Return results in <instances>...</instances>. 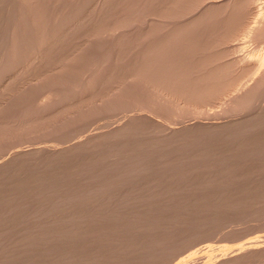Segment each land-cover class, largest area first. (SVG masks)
<instances>
[{"label": "rangeland", "instance_id": "1", "mask_svg": "<svg viewBox=\"0 0 264 264\" xmlns=\"http://www.w3.org/2000/svg\"><path fill=\"white\" fill-rule=\"evenodd\" d=\"M2 1H9L10 2L12 0H2ZM58 1H62V0H58ZM58 1H55V0H44V2L43 1L39 2L41 4H38V5L39 6L41 5V6L38 7V10H39L38 12L40 13V11H41L40 14H42L44 17H46L48 15L49 11L52 12L53 20L51 22H48L47 24L46 23L44 24L43 22H41V24L39 23L41 26L38 24L40 27L38 26L39 28L37 30L36 38H35V39L38 38L37 40H35V42L36 41L37 42L36 43L34 42V46L32 48H31V46H29L28 48L26 47L25 48L26 50L23 51L24 53L22 52V54L18 58H15V60H13L11 58L13 60V61H11V59H9V61H11V62L8 61L9 64L13 62L12 63L13 66L11 65L13 67V69L11 67L12 71L11 72L9 71L7 75L5 74L6 77H5V75L3 76V79H2L3 81L0 79V130L2 131V132L1 131L0 132H1V134H3V132L5 131L3 136H2V138L0 137V146L2 145L1 146L2 148H3V146H5V147H13V148L8 149L6 152H3L4 154H2V152H0L2 154V155L0 154V156H1V158H0V160H1L0 167L2 166V168L0 169V170H2V171H0V174L4 173V171L6 172L4 174H8L10 172H14L15 173V171H17L19 169L22 172H24V170H25L26 171L25 172L26 173L25 176H27V175L29 176V175H33L34 172H36L38 170H41V169L44 170L45 169L43 171L44 173L41 174L40 176L43 175L45 177H49L54 172L64 171V170H66V169H68L70 167L72 168L74 166L75 167H80V166H82L81 165L82 162H83L82 164H84V165L88 164V163L92 164L94 162H97L100 158H103L104 156H106V154L107 155H109V154L111 155L113 153H117L118 151H119L118 153H123L124 151L127 152L131 148L142 146V144L145 145V142L146 143L147 142L153 143V142H155L154 139H156V140L161 139V140H158V141H159L160 145H162L164 140H166V139H163L164 135L166 134V133H163V132H165L166 131L165 128H168L169 126L172 128L174 126L177 127L176 125H178V128H179L180 125L182 126V124L191 123V121H192V123H193V121L194 122H196V121L203 122V120H204V122H207V123H209V122H213V123L214 122L215 123H217V122H226V120H227V122L230 121V123L229 122L227 123L228 125H230L231 123L240 125V123H241V125L243 126L245 122H247L249 124V121H250L253 124L254 121L257 119V116L255 117L256 114L254 115V112L256 113L257 110L254 111V112L250 111L251 110L250 108L252 106L247 108V109H244V110H234V111H229V113H227V112L225 113L224 112L225 108L227 107V106L225 107V105H228L229 99L231 97H233L238 92V90L240 91L246 85L250 84L254 80L253 77L256 76V74H257V71H254V73H253L251 70H250L251 71L250 72L248 70V68H244L243 67V65H245V66L250 65L249 63L244 64L245 63L243 61L244 58L246 56H250L253 52L257 51L261 47H264L263 42H261L258 39L256 40V37H254L253 34H250L252 36H249V34L246 35L247 32L245 33V30L244 31L242 30L243 29L242 27L246 26V23L248 21H249L248 24L249 25L252 24V26L253 25L254 26L257 25L256 23H257V21H259V17L256 16L257 13L254 15V17H253V15L250 16V13H249V7L250 6H248V5H246L247 7L243 6L244 8L242 7V8H240L241 9L240 10L239 9V3L237 2L238 4L235 3V5L232 4V5H229L228 7H218V8L212 7V9L211 8L205 9V11H204L205 14L203 13V14L200 15V12L202 11V6H200L199 3L201 2V0H185V1L184 0H177V1L176 0H148V1L147 0H102V1L98 0V2H97V0H93V1H91V0L90 1H88V0H66V1L63 0L62 3L58 2ZM78 1H79V3H78ZM83 1H85V2L88 1V2L85 4V3H83ZM125 1H128V2H125ZM263 1L264 0H259L258 3H256L257 1H255L256 6L257 5L259 6L260 3L263 2ZM42 2H43V4H42ZM45 3H48V5L46 6ZM57 3L59 4L58 6H57ZM66 3H68L69 5L66 4ZM80 3L82 5H80ZM127 3L130 4V5H128ZM183 3H186V4H183ZM87 4H89V5H87ZM154 4H156V5H154ZM261 4L264 5V2L261 3ZM61 6H62V8H61ZM158 6H160V7H158ZM177 6H179V7H177ZM260 6H262V5H260ZM147 7H149L151 11ZM46 8H49V9H47L45 11ZM159 8H160V10H159ZM190 8L193 9V11L190 10ZM247 8H248V10H247ZM142 9H143V11L145 10L144 11L145 13L146 12L147 13L145 14L142 11ZM119 10H121V11H119ZM124 10H125V12H124ZM260 10L264 11V9H260ZM6 12H7L6 7L3 10L0 9V20L2 22L1 23L2 25L0 24V28L2 27L0 29V33H3L5 35H6L5 26L7 27V25L9 24V19L7 20L6 17H5ZM46 12H48V13H46ZM151 12H152L153 16H152ZM245 12H246V14H245ZM247 12L249 13V15H248ZM184 13H185V15H184ZM149 14H150V16H149ZM212 14H213V17H212ZM93 15L94 16L96 15L98 18L97 17H95V18L92 17ZM138 15H140V17ZM257 15L260 16L261 14H257ZM158 16H160V17L158 18ZM262 16H263V14H262ZM54 17H57V18H54ZM91 17L93 18V20H92ZM249 17H252V18H249ZM255 17H257L258 20ZM68 19H70V20H68ZM94 19H95V21H94ZM154 19H155V21H154ZM252 19L253 20L254 19L257 20L256 23H254V24L250 23L252 21ZM90 20L92 22H90ZM260 20H261V18H260ZM183 21H184V23H183ZM11 22L12 21H10V25H11ZM119 22H120V24L122 22H124V24H125V22H127L128 24L124 25V26H126L125 28H124V26H123V28H121V27H118ZM252 22H255V21H252ZM138 23H141V24H139L140 26L138 25ZM111 24H113V25H111ZM129 24H131V26H128ZM81 25H82V27H81ZM99 25L102 26V27L100 28ZM241 25H243V26H241ZM43 26H45V27H43ZM64 26H66V27H64ZM138 26L140 28H138ZM148 26H150V27H148ZM98 27H99V29H98ZM188 27H190L191 29L188 28ZM218 27H219V29H218ZM108 28H110V29H108ZM197 29H198V31H197ZM3 30L5 32H2ZM100 30H102V31H100ZM3 34H0V35H2V37H5ZM103 34H104V36H103ZM194 34H196V35H194ZM28 35L31 36L32 34H28ZM106 35H108V36H106ZM200 36L202 38H200ZM89 37H91V38H89ZM146 37L148 39H146ZM112 38H114V39H112ZM101 39H103V40H101ZM137 39H138V41H137ZM187 39L189 40V42L186 41ZM144 40H146V41H144ZM103 41H104V43H103ZM178 41H180V42H178ZM193 41H195V42H193ZM114 42H115V44H114ZM189 43H191V44H189ZM79 44H81V46ZM114 45H116V46H114ZM157 45H159V47H158V50L156 51L155 48H157L156 47ZM180 45H181V47H180ZM183 45H185V46H183ZM191 46H192V48H191ZM182 47L184 49H182ZM189 47H190V49H189ZM163 48H165V49H163ZM180 48H181V50H180ZM82 49H84V50H82ZM150 49L152 51H150ZM35 50H37V51H35ZM80 51H81V53H80ZM104 51H106V52H104ZM153 52H155V53H153ZM84 53H85V55H84ZM155 54H157V56ZM130 56H132V57L134 56V57L132 58ZM181 57H183V58L181 59ZM217 57H219V58L221 57L220 60L217 61V62H213L212 60L217 58ZM26 59H28V60H26ZM145 59H151L152 62H156V60H157V62H156L157 65H154L152 67L156 66V67L159 68V66L162 65V67L164 69L162 67H160L161 69L159 68L158 70L159 71L162 70L163 72L166 71V72H164L166 74H167V71H168L169 75L168 74L167 75L169 76V78L171 77L170 80H173L174 82L175 81H177V82L180 81L179 83L181 85H183V83L185 82L184 85H183L184 87L188 86V85L191 86L192 84L196 85L197 83L199 84L200 81L201 82L205 81V80H202L204 78V75L208 74V72L213 71L214 68H217L219 63H223V64L220 65L221 68L218 67L220 69H216V70H218L217 72H219V70H221L223 68L221 70L222 72L220 71L221 73L217 74V77L218 76L221 77V78L219 77L217 79H220L222 84H220V85H218L216 87L218 89H216L214 94L207 95V97L204 96V99L201 100V101H200V99L203 98V96H201L200 99H197V98H194V97H193L194 98L193 99L191 97L192 99L189 98V103L188 104H184L185 103L184 101H183V103H182V101H180L181 103L178 105L177 102H179V101H178V98L176 96H173V95L170 94L171 95V97H170V95L166 94L165 91H163L164 93H162V90H161V93L158 92L157 90L153 91L151 88L147 87L149 83H146V80L143 81V79H142V81H141V79L138 78V76L140 77V74H141L140 71H141L142 67H145V64H143ZM166 60H168V61H166ZM194 60H196V61H194ZM232 60H236V61L240 60L241 62H240V64H236L235 65L233 63H230V61H232ZM106 61H108V62H106ZM181 61H184V62H181ZM185 61H187V62H185ZM101 62L102 63L106 62V63L101 64ZM81 63L83 65H81ZM185 63H186V65H185ZM205 63H206V65H205ZM210 63H212V64H210ZM216 64H217V66H216ZM131 65H132V67H131ZM183 65H184V67H183ZM222 65H224L225 67L224 66L222 67ZM186 66L189 67V69L186 68ZM82 69L85 70V71H83ZM180 69H181V71H180ZM169 70H171V71H169ZM184 70H185V72H183ZM186 71H187V73H186ZM102 72H104V73H102ZM178 72L179 73L181 72L179 76H178ZM52 73H54V74H52ZM94 73H96V74H94ZM134 74H135V76H134ZM187 74H188V76H187ZM175 75H177V76H175ZM16 76H18V77H16ZM251 76H253V77H251ZM92 77H93V80H92ZM141 77H143V75H141ZM174 77L179 79V80L175 79ZM48 78H49V80H48ZM114 79H115V81H114ZM57 80H59V81H57ZM96 80H98V82ZM50 83H51V86H50ZM53 83H54V85H52ZM170 83H172V82H169V84ZM101 84H102V86H101ZM16 85L18 86V88H17ZM6 86H8V87H6ZM33 86H35L34 89H32ZM110 86H111V88H108ZM219 86H221V87H219ZM48 87H49V89H48ZM84 87H87V88H84ZM235 87H237L236 88L237 91H236ZM241 87H243V88H241ZM105 88H106V90H105ZM147 88H148V90H146ZM174 88H172V86H171L172 91H175L177 89V87H176V89H174ZM30 89H32V91ZM95 89H97V90H95ZM169 89H167V90H169ZM22 90H24V91L29 90L28 92L26 91V93H28V94H30V92H31V95H30L29 99H28L29 96L25 97V98H23V96H22V100H18V99L21 98L20 95H25L24 91H22ZM37 90H39V91L37 92ZM117 90L120 91V92L118 93ZM18 93H19V95H18ZM102 93H105V94H102ZM90 94H91V96H90ZM151 94L152 95L155 94V95L152 96ZM115 95H117V96H115ZM150 95L152 96V98H155V99H152ZM18 96H20V97H18ZM92 96H94V97H92ZM109 96L112 97L111 98L112 100L115 97H117L115 99L119 100V101L116 100L117 103H115L116 106H118V107H116L117 110H116V108H114L115 110L112 108L114 111H117V112H114V113H113V111H111V113L113 115V118H111L112 115L110 114V111H109L111 109V106H110V108L109 107L108 108H106V107L104 108V110L105 109H109L108 110L109 111L108 114H110L111 116L110 115L108 116L106 114L107 113L106 110H105L106 113H102V115H104V116L106 115V117H107L106 119L102 118L104 123L105 122L107 123L108 121L111 122L110 125H111V129L112 130H113L114 126L116 128L117 125L120 126V125H123V124L127 123V121H130L134 117V114H138L139 112L142 113L140 110H138L140 107H145L147 109H149V108L151 109L149 111L151 113V116H153L152 118H149V120H144L142 117H141L142 118L141 119L140 117L137 116L138 119L136 117H134V120L132 122V124H134V122H135V124L132 125L131 133L133 134L135 132V134L137 133L138 135L140 133V134H144L145 136L143 135V137H138V138L131 136L130 137L131 139H133V138L137 139L135 142H133L134 144L131 143V142H128V143H125V144L124 143L121 144V142H118L119 144L118 143L115 144V142H112L111 144L110 143L106 144L105 147H104V146H100V145H103V143H104V141L106 139L105 140L104 139H99V140L96 139L93 142L85 143L84 145L82 144L81 146H79V147H83V148H81L82 150L79 147H76L74 149H65V151H62L60 153L56 152L55 150H57V149H62V148L67 147L68 146V144H67L68 142H70V145H71V143L74 144L73 142L75 141L76 138L77 139L80 138V135H79L80 133H78V136L76 134H77V132H80L79 130H81V129L79 128V130H75V128L76 129H78V128L74 127V126H77L79 124L78 121L81 122V120H83V119L85 120L86 119V118H84V117H86L85 115L89 114L90 112H94V109L97 110V108H94V109L92 108L94 106V104H97V106H98V103L96 101H98L99 103L100 102L103 103L102 99L111 100V99H109L110 98ZM129 96H131V97H129ZM194 96L196 97V95H194ZM13 97H15V98H13ZM62 97H64V99H62ZM83 97H84V99H83ZM85 97H87V98H85ZM132 98H134V99H132ZM24 99H26V100H24ZM61 99H62V101H61ZM85 99H86V102H85ZM169 99H171V100L169 101ZM42 100H44V101H42ZM92 100H94L95 103ZM124 100H125V102H124ZM155 100L156 101L158 100L160 102H158V101L156 102ZM190 100H191V102H190ZM197 100H199V101H197ZM11 101H12V103H10ZM19 101H20L22 106L20 105ZM81 101H82V103H81ZM128 101L132 105L133 104L134 105L135 104L136 105L140 104V107L138 105L135 106L137 108V110H135L136 108L134 107V109H133L132 105H131V107L127 106L129 104ZM167 101L170 102V104ZM17 102L19 103V105L18 106L14 105ZM91 102H93L94 104L91 103ZM118 102H120V103L118 104ZM222 102H224V103H222ZM85 103L87 105L88 104L89 105L92 104L91 105L92 106L91 107L92 110L90 108V112L88 111L89 110V108H88L89 105L87 106ZM174 103H176V104H174ZM8 104H9V106H8ZM30 104H31V106H30ZM124 104H126V105H124ZM182 104L185 105V106H183V107L180 106ZM45 105H46V107H45L46 110H43V109H45L44 108ZM82 105H83V107H85V105H86L85 109L88 108V109H86L87 111L83 108L84 117H83V115H81L83 113L80 114L81 110H79L80 108L82 109V107H81ZM120 105L123 108H121ZM156 105H157V108H156ZM79 106H80V108H79ZM178 106H180L181 109L178 108ZM112 107H115V105H113ZM124 107H126V108H124ZM160 107H161V109H160ZM190 107H193V108H190ZM255 107H257V106H255ZM129 108H132L133 111H131V109H129ZM196 108H198L199 110L197 109L198 111H196ZM258 108H259V106L256 109H258ZM14 109H16V110H14ZM22 109H23V111H22ZM40 109H41V111H40ZM99 109L101 110V108L98 107V111H99ZM155 109H157L156 112H155ZM248 109H249L250 112L248 111ZM254 109L255 108L253 107L252 110H254ZM76 110L79 111L78 114H80L82 116V117H80L77 114V116H79V119H80V120L77 121L78 124H76L74 122L76 119H78V117H76V114H74V113H77ZM162 110H164V111H162ZM200 110L201 111L203 110L204 112H201L202 114H199ZM101 111H100V113H101ZM128 111H130V112H128ZM160 111L162 113H160ZM191 111H192V113H191ZM37 112H39V113H37ZM131 112H133V114H131ZM134 112H136V113H134ZM188 112L190 114L187 115V117H186L187 120L185 118H182ZM193 112H194V114H193ZM222 112H224V113H222ZM85 113H87V114H85ZM195 113H197L196 114L197 117H194V116H196ZM231 113H232V115L229 117V115ZM96 114H95V116L98 117L99 114H97V115ZM219 114H221V115L223 114V116H221ZM225 114H227L226 115L227 119L225 118ZM66 115H67V117H66ZM102 115L100 114L101 117H103ZM131 115H133V116L131 117ZM201 115H203V116H201ZM14 116H16V117H14ZM73 116L75 117V119H74ZM95 116H94L95 124H94V121H93V123H91L93 125L91 126L90 123L86 122V126L85 127H87L88 124H89L90 127L88 126V128H91V131H90V129H89V131H86V128H84L86 132L84 130L81 131L82 134H81V138H80L79 141H83V138H85L91 132L92 133L93 132L97 133V131H99L101 133L103 131L105 132L107 130L106 132H108V130H110L109 123L105 124L106 127H109L108 129L106 127H103L105 125L102 126L103 131H101V129H102L101 125H99V129H98V127H95L94 125H96V121H97V119H99V117L97 118ZM115 116H116V118H114ZM174 116L175 117L177 116V117L175 118ZM88 117H90V116L88 115ZM101 117H100L101 121H99V120L97 121L98 124L102 122ZM220 117H222V118H220ZM245 117L246 118L248 117L247 119H249V121ZM33 118H34L35 121L34 120L32 121ZM36 118H37L38 121H36ZM81 118H83V119H81ZM92 118H93V116H92ZM229 118H230V120H228ZM24 119H28V120H24ZM73 119H74V121H72ZM114 119H116V121H113ZM150 119H152L151 123L149 122ZM168 119H170V120H168ZM193 119H195V120H193ZM220 119H221V121H220ZM89 120H87V121H89ZM92 120H91V122H92ZM117 120H119V121H117ZM165 120H166V123H164ZM27 121H29V122H27ZM31 121H32V123H34V122H36V123L32 124V123H30ZM24 122H25V124H23ZM55 122H57V123H55ZM59 122L62 123V124H65V125L66 124H71V125L75 124V125H72V127H74V128H71V129H72V132L75 130L76 134H73L74 132L73 133L70 132L71 131L70 128H68L66 130V131L70 132L72 135H76V136H73L75 139L72 138V141H71L72 135L68 134V132H66V131H64L62 133V135H63V137H62L61 133L57 134L55 129L52 130V128H56V127H58L60 125V124H58ZM114 122L116 124L117 123H119V124L116 125ZM123 122H125V123H123ZM147 122H149V123H147ZM152 122H154L155 125H154V123L152 124ZM167 122H168V124H167ZM159 123H160V125L162 127H159ZM2 124H3V126H2ZM47 124H48V126H47ZM80 124L83 125L85 123L82 122ZM16 125H18V126H16ZM24 125H25V128H24ZM26 125H28V126H26ZM52 125H54V126L52 127ZM21 126H23L24 129L20 128ZM96 126H98V125H96ZM9 127H10V129H9ZM44 127L48 128V129L45 128L46 129L45 130V129H43ZM93 127L95 129H93ZM157 127H158V129H157ZM19 128H20V130H19ZM27 128H28L29 131L26 130ZM40 128H41L42 132H40ZM178 128H176V131H177ZM194 128L195 127H191L190 128L189 126L182 127L177 132V134H176L177 137L175 135L173 140L175 141V139H176V142H177L179 137L183 138L185 136H187L186 137L187 140H196V139H198L197 136L200 133V131L198 132V129H201V128H195L196 130ZM92 129L94 131H92ZM257 129H255L256 133L254 132V129L253 130H249V132H246V133H244L245 132L244 131L239 136H236L235 139H231V140L223 141V140H221L222 139L221 137L213 138V141H216V142H214V144H218L220 147H218V146H213L214 148H210V147L206 148L205 146H200V148H198V147H196V148L192 147L191 148L190 147L191 149L187 148L188 151L190 150L189 152L187 151V149H185V150L183 149L182 150V148L178 147L179 148L178 149L177 147H175L174 150H172L170 153L169 152L168 153L164 152V153L167 154V155L165 154L164 158H166V159L168 158L167 159L168 162H167V160L164 161L166 165H163L164 162L161 163V161H159V162L158 161L151 162L150 165L148 164V167H150L152 169V171H154V173H152V175H151V173L149 174V172H147L146 175L147 174H149V175L148 176L144 175L145 177L142 175L145 179H142L143 177L140 176L138 178H134V179L131 178V179L127 180L128 182L130 181L129 182L130 186H131V187L129 186L130 188L127 187V185H129V183L128 182L125 183L126 180L124 181L123 184L121 183V185H118L116 187L113 186L111 188L109 187V188L106 189V187L104 186L102 189L99 188V190H97V192H99V193L98 194L96 193L95 197L97 199L100 198L101 201H99L100 199L99 200L95 199L96 201L94 200L95 202L93 201L92 203L86 202V201H81L79 199V196L77 197L76 194L74 193L73 194L74 195L73 198L76 196L77 200L75 202V199H76V197H75L74 201H73L74 203H72V201H71L72 205L74 204L76 207L78 205L77 208H78L79 211L81 209H83L81 206L84 207V205H85L84 210L86 211V209H88L87 205L91 204V205H89L91 208L90 207L89 208L92 210V207H95V209H96V211H94V210L91 211L89 209L92 212V215L94 214L93 216H95V214L97 216V211H99L98 214H100V212L103 210V205L107 204L106 207H104V209L108 208L109 211H108V209L106 211L103 210L102 211L103 214H104V211L106 212V214H104V217L102 215L103 218L102 217L99 218L100 217V215H99V217L97 216V218L99 219L98 220V219H95L96 218V216H95L94 222H93V219H92L93 216L91 218V216L89 215V214H91V212L89 213V211H88V213H89L88 214V213L84 212L83 210L80 211V214H77V215H80L81 218L83 217V220L82 219L80 220L79 216L75 215L76 212L78 211L77 208H75L76 210H74V208L68 210L67 208H70V207L72 208V207H75V206L74 205L71 206V204L69 203L70 207H68L69 204L67 206V204L65 203L66 200L65 201L63 200V202H60V203H59V201H57L58 202L57 203L58 207L60 206V204L63 203L64 206L62 205L60 207L64 208V210H65L64 212L69 211V212H67L68 215L65 213L66 214L65 217L67 216L66 219L63 216L64 213L62 211H61L62 213L60 211H58V209L60 210V208L57 207V209H54V208L52 209V207L54 206L52 204L54 203L56 205L55 201H53L51 203L52 206H50L48 204L47 205L48 207H46V205L40 206L38 204V202L34 203L33 205L32 204L27 205L26 209H25V206H21L22 208L19 207L20 209L18 207H16V210H15V207H13V208H11L12 210L14 209L13 211L11 210L12 211L11 213L13 215L10 213V210L8 211V214H7L6 212H4L5 208L3 209V208L0 207V209H2V210H0V213H2V211H3V213L6 214L5 217H4L3 213H2V215L0 214L1 215L0 216V222H1V220H5L3 218H7V216H10V217H8L7 220H9V219L12 220V218H13V221L17 219L16 221L18 222V221H21L20 220V216H22V218L24 220H26V219H28L27 217L31 214L30 212H33L32 215H30L31 219H30V216H29V220L32 221V223L28 220L29 221L28 224L31 225V224L34 223V225H35V226L33 225L34 227L38 226L37 229L41 228L43 230L42 231L41 229H38V231L40 230V231H42V233H37V232H35L37 229L34 228V232H32V233L41 234L43 238L41 237V235H39V236L43 240L40 239L39 236L36 234L38 236L37 238L40 239V240L38 239L39 242L41 240L43 241V243L45 242L44 243L45 246L41 245V248L45 247V248H42L43 252L41 251L42 249L40 247L39 248L41 250L40 249H36L35 250L36 252H37V250L41 251L42 254L40 256H39V254H40L39 252L40 251L37 252V253H39L37 255V253L34 251V249L38 248V244H40L42 241L40 243H37V241H38L37 240L34 243L33 239L36 240V238H32L34 246H35V244H37L36 245L37 247L35 246L34 249L32 248L33 246L31 245L32 242H30L31 238L27 242H24V244H23V240H24L23 238H25V236H26V239L29 238V236L27 237V234H30V237H31L32 233H29V232H31L33 230V228L31 230V227L29 226L30 227L29 229L31 230L30 231L27 228L28 227L27 226L28 225L27 221L25 222V221L22 220L23 222L21 221V223L20 222L18 223L19 227H20V224L21 225L23 224L24 226L27 224L26 228L28 230H26V231L24 230L23 231L22 229L23 228L25 229V227L21 226L20 229H21L22 232H24V235H21L20 234L21 232L20 233L18 232L20 238L17 237V238H19V239H17L16 235L18 236V234H16L15 235V239H17V240L14 241V244H13L12 241L10 242L9 238H11V240H15V239H13L15 232H13L9 228L11 226H14V223L11 220H9V221H11V225L9 226L10 222L7 221L9 223H5V221H6L5 220L4 224H1L3 222L0 223L2 225V228L5 229V230L2 229V228L0 229V232H1L0 236L3 234L2 238L0 237V239H2L3 241L2 240H0V241H1L2 247L4 246L5 243H7V245L9 244L10 246L7 247L8 248V249H6L7 251H4L5 248H6L5 246H7L5 244V246H4L5 248L2 251L3 252L2 254H4L5 252L7 253L8 251H11V252L13 251V255L17 256V255H19L18 254L19 252H17V251L21 250V252H20L21 253V255H20L21 257L20 256L19 257L17 256V258L14 257L18 261L21 258V262L19 261V263L16 260L17 264H20L22 262H23V264H36L37 263V259L39 257H41V259L45 258V256L53 249L52 253L50 252L52 254V255H50V257L54 256V258H52V261L55 259L53 261L54 263L52 262V264H58L60 262L58 260L59 262L55 263V261H57L56 260L57 258L62 260V257L66 258L67 255L68 256L69 255L73 256V254H74L73 257H75V258L77 257V255L78 256L80 255L79 258L75 259V260H77V259L79 260V261L77 260L78 263L75 260H73L74 258L72 257L73 258L72 259L73 263L75 261V263H77V264H90V263L96 264V259L98 257L95 256V254L93 252H95L96 249L97 250H99V249L103 250L104 248L107 247V249L109 250V251H107V252H109V255L111 254L110 251H112V250L113 251H118L117 249H119V251L116 252V253L112 252V254L110 255L109 258L112 259V256H113V258L114 257L115 258L113 260H111V259H107L106 258V256H108V253L107 252L104 253L107 250V249L106 250L104 249L105 251H103V253L105 255L104 256L101 255V256L106 258V262H104L105 260L103 258V263H102L100 261V259H99V258H102V257H99L98 258L99 261H97L98 264H104V263L106 264L107 262H109L107 260H111V261L118 260V261H115L116 263L113 262L114 264H117V262L119 263V261H120V264H123L122 263L123 261H125L126 264H212V263L215 264L216 261L218 262L220 257H224L225 255L229 256L227 254L231 255V254L235 253V251L238 250L242 245H254V241L256 240V238L258 236L264 235V230H263L264 227L261 229V227H262L261 225L263 224L262 222H264V217L259 218L260 220L263 219L262 221H258V220L256 221V219H258V216H256L255 213H253L252 215H254V217L256 216V219H254V217H250L251 214H249V213H251L252 210H253V212H256V211L258 212V210H260V208H261L260 205L264 204V203H262L264 198L263 197L261 198V196L263 194L261 195V193H260L261 191L259 192V189H258L259 186L261 187V188L259 187L260 190L264 186V184L261 186V184L264 182V179H262V183H261V181H260L261 179L259 181H257V179L255 178V177L261 178V176L264 178V169H263L264 168V162H260L261 156L264 155V154H262L263 153L262 150H264V147L262 148L261 145L264 146V144H261V142L259 141V140H261V138H263V141H264V131L262 130L264 128L262 127V129H261L262 133H257V132L260 131L259 129H258L259 131H257ZM22 130H25L27 132V136H28L29 132H31V131H33V132L37 131V134H36V132L35 133L31 132L34 135L36 134V136H34V135L30 136L29 135V137L27 138L28 140L26 138H24V137H26L24 135L26 133H23L22 135H20V136H24V137H22L23 139L21 137H20L21 139L19 137H18L19 139L17 137H15V136H19L18 134H20V132L22 133ZM43 130H44V133H46L45 131H48V133L51 132L50 133L51 135L48 134V133L44 134ZM146 130H150V131L153 130L157 134L156 135H155V133L153 134V131H152L153 135L150 133V137L152 135V138H150V137H148V135H149L148 132L149 131L147 132ZM193 130H195V131H193ZM228 130L231 132L234 129L229 128ZM16 131L18 133L17 135L15 134ZM25 131H23V132H25ZM141 131L144 132V133H141ZM145 131H146V133H145ZM180 131H183V132H180ZM54 132H55V134H54ZM87 132H88V134H86ZM191 132H193V133H191ZM196 132H198V133H196ZM252 133L255 134V136ZM43 134H44V136H41ZM67 134L70 135L71 137L68 136ZM85 134H86V136H85ZM108 134H110V133H108ZM186 134H191V136H188ZM249 134H251L250 138H249V136H247ZM259 134H261V135L259 136ZM11 135L12 136L14 135L15 138L13 137V139H12ZM37 135H40V137H43L42 140H41V138L39 136L37 137ZM46 135L48 136V138L50 137L49 140H48V138H46L47 137ZM65 135H66V137H65ZM154 135L155 136L159 135V136H158V138H155ZM5 136H7V137H5ZM256 136H257V138H256ZM60 137H62V139ZM67 137H68V139L70 138V141L67 140ZM190 137H192V138H190ZM7 138H9V139H7ZM37 138H39V139H37ZM180 138H179V140H182ZM31 139H32V141H31ZM143 139H145L144 143H143V141H141ZM215 139H219L221 141L215 140ZM20 140H21V142L19 143ZM16 141H18V142H16ZM263 141H262V143H263ZM29 142H31V143H29ZM243 142H244L245 145L243 144ZM258 142H260V144ZM22 143L24 144L23 146H25V147L28 146L27 148L30 149V150L27 151L28 149H26L25 147H22V145H21ZM91 143L92 144L93 143L96 144L95 149H93L94 146L92 147ZM97 143H98V145H97ZM257 143L260 146L259 148H261L262 150L259 149V148H258L259 149L258 150L256 148V147H258ZM7 144H10V145H7ZM17 144H19L20 147L16 146ZM29 144H30V146H29ZM41 144H42V147L38 146V145H41ZM157 146H158V144H157ZM1 147H0V149H1ZM29 147H31V148H29ZM39 147H41L40 151L37 152L35 150V148H39ZM176 148H177V150H176ZM17 149H23V150H20L19 152L16 151L17 152L16 153L14 150H17ZM46 149H48V150H46ZM51 149H53L54 152ZM84 149H85V151H84ZM43 150H45V151H43ZM86 150H87V152H86ZM94 150H95L96 153L95 152L94 153L91 152V151H94ZM257 150H258L259 153L256 152ZM13 151L15 152V154H14ZM32 151H34V152H32ZM260 151H261V153H260ZM40 152H41V154H40ZM70 152H72L71 153V157H70ZM108 152H109V154H108ZM183 152H185V153H183ZM214 152H215V154H214ZM33 153H35V154L33 155ZM56 153H58V154H56ZM255 153H257L258 155L257 154L255 155ZM43 154H44V156H43ZM63 154L66 156V158H65V156ZM80 154H82V158H81ZM260 154H262V155L260 156ZM5 155H6V157H5ZM11 155L12 156L14 155V157H12V159H11ZM24 155H25V157H24ZM35 155L37 156V158H36ZM58 155L62 158L61 160H60V157ZM33 156L35 157L34 159L37 161V162L34 161V165H33V161H31L32 163L30 162V157L32 158ZM76 156H77V158H76ZM255 156L258 157V158L256 159ZM259 156H260V158H259ZM55 157H57V158H55ZM24 158H25V160H24ZM41 158H42V160H41ZM50 158H52V160L55 158V160H57L55 162V164H57V163L58 164L56 166L54 164L53 166H50V168L47 167L48 169L47 168H43V167H39L40 163L42 164V163H45L46 161H48V162L52 161ZM95 158L97 159V161H95L96 160ZM9 159H10L11 163H10ZM262 159L264 161V158H262ZM14 160H15V162H14ZM39 160H41V162ZM64 160L66 162H64ZM67 160H69V161H67ZM60 161H62V164H61ZM18 162H19V164H18ZM48 162H46V163H48ZM233 162H235V163H233ZM259 162H260V165H259ZM71 163H72V165H71ZM74 163H75V165H74ZM242 163H243V165H242ZM10 164H11V167H10ZM64 164H65V166H63ZM68 164H69L70 167L67 166ZM126 165L127 164L123 165V167L126 166ZM261 166H263V167H261ZM18 167H20V168H18ZM56 167H57V169H56ZM236 167H239V168H236ZM3 168L6 169V170H3ZM258 168H261V170L258 169ZM7 169H9V171ZM76 169H78V168H76ZM122 169L124 170V168H122ZM32 170H33V174H31ZM27 171H28L29 174L27 173ZM156 171L159 172V173L162 172L161 175H164V176L158 175V173ZM257 171H259L260 173L257 172ZM245 173L248 174L249 176L245 175ZM153 174L154 175L156 174V175L153 176ZM256 174H258V176H256ZM158 176H159V178H158ZM235 176H237V177L240 176V178L241 177L243 178V179L241 178L240 180H238V183L239 182H240V184L242 183L241 185L237 183V179H238L237 177H236L237 179L236 178L234 179ZM22 177H24V176H22ZM34 178H39V177L36 176V177H33V179ZM248 178H250V179H248ZM229 179L231 181H233L232 179H234L235 182L238 185H236L235 182L234 183L231 182L232 183L231 184L229 182ZM153 180H155V181H153ZM256 181H257V184L258 183H261V184L257 185ZM209 182H211V184ZM227 182L230 183V186L232 185L231 187L228 185L229 189H227L228 186H226ZM223 183H224V186H223ZM249 183H250V185H249ZM233 186H234V188H233ZM9 188H10V186H9ZM9 188L7 190H11ZM115 188H117V189L123 188L122 189L123 190L122 191L123 195L121 193H119L118 196L121 197V196H124L126 194L125 195V197H126L125 199H127V200L121 201L123 199L122 198L118 202L119 197H117V194L114 193V192L118 193L119 190H114ZM256 188L258 189V195L257 196H259V194H260L261 195L260 197L256 196V194H257V189ZM111 189H112V191H111ZM7 190L4 191V194L0 192L1 193L0 196H2V194L4 196H6L5 192H7ZM228 190H230V191H228ZM262 191H264V190H262ZM244 192H246V193H244ZM252 194H254V195H252ZM67 195H65V196H67ZM98 195L99 196L101 195L102 197L101 196L98 197ZM103 195H105V196L103 197ZM68 196H69V198L68 197H64L66 199L68 198L66 202H68V200H70V199L73 200L72 196L70 198V194ZM103 198H104V201L106 203L102 202ZM258 198H259V200H258ZM260 198L262 199V201L260 200ZM245 200H247V201H245ZM255 200H256V203H258L257 200L261 201V203L259 202L260 204L259 203L257 204V205H259L258 207H256L257 205L254 202ZM60 201H62V200H60ZM127 201H129V202H127ZM249 201H250V203H249ZM77 202H78V204H77ZM85 202L88 203V204H86ZM124 202H126V204ZM108 203H109V206L111 205L113 207H111V206H110L111 208L107 207ZM101 205H102V208H101ZM254 205H256L255 208H257L255 210H254ZM217 206L219 208H217ZM232 206H234V207H232ZM29 207H30V209H29ZM50 207L53 210L52 211L53 215L51 214V212H49L50 215L46 214L48 212V210H50V209H47V208H50ZM99 207L102 210H100V209L97 210ZM229 207H232L233 209L232 208L230 209ZM63 208H61V209L63 210ZM21 209L24 210V211H22ZM31 209L32 210L34 209V210L29 212V210H31ZM110 209L111 210L113 209V211L115 212L114 213L115 215L113 214V212ZM25 210L26 211L28 210V211L25 212ZM70 210H71L72 214L70 213ZM17 211H20V212L17 213ZM79 211L77 213H79ZM107 211L109 212V216H107V218H105V215H108ZM110 211L112 212L113 215L110 213ZM260 211H261V214H264V212H262L263 210H260ZM260 211L258 212L259 214L257 213L259 216L261 215ZM13 212L16 213L19 217L15 214L16 215V218H15V215H14ZM22 212L24 214L25 213L27 214L29 212L28 213L29 215L28 216L25 215L26 216L25 217L24 214H22ZM58 212H60L61 214L58 213ZM69 213H70V215H69ZM83 213L85 214V216L83 215ZM34 214L38 217L37 218L38 222H40V221L42 222L43 221L42 223L41 222L39 223L40 225L38 224V222L36 220V216ZM59 214L61 215V217H60ZM87 214H88V217L91 220L87 218ZM110 214L113 216L112 220L115 219L114 216H116L117 220L115 219L114 221H110L111 219L108 218V217H110ZM51 215L53 216V219L57 218V220H58V221L57 220L53 221L54 223L56 222L55 225L52 222L50 224L49 220L52 221V219H50V217H49V219L47 218V216H51ZM74 215H75V219L76 218L77 219H76V221H74V219H72L74 221L73 222L71 220V217L74 216ZM34 216H35V219H32ZM84 217L86 218L85 220H84ZM72 218H74V217H72ZM62 220L65 221L64 223L67 222L65 224L67 229L63 228L65 226L59 227V226H62V223H63ZM232 220H234V221H232ZM16 221H15V223H16ZM33 221H36V224ZM91 221L93 222V224L90 223ZM225 221H227L228 224L230 223V226L232 225V227H230L227 223H225ZM70 222H71V225L69 224ZM75 222H77L76 224H78V227H76ZM79 222H80V224H79ZM83 222H85V223L89 222L90 224H85ZM233 222H236V223L238 222V224L233 223ZM257 222L258 223L260 222L259 223L260 226L258 225ZM58 223H59V225H58ZM64 223H63V225H64ZM6 224L9 226V227L7 226L9 231H6V228L3 227V225L6 226ZM16 224H15V226L18 227V225H16ZM52 224H53V226L49 228V226L52 225ZM74 224H75V227H72ZM15 226L12 229H14ZM80 226H81V229H80ZM92 226L95 227V228L92 229ZM139 226H140V229H139ZM141 226H144V227H141ZM222 226L226 227L227 229L225 228L226 229L225 230ZM84 227L85 228L87 227V228L84 229ZM89 227L91 229H89ZM105 227L106 228L108 227L109 230H112V231H109V234H107L106 236H104L106 234V232H107L105 230L106 229ZM219 227H221V229H223V230H221ZM61 228H62V230H60V232H61L60 233L59 229H61ZM76 228H79V229L77 230ZM120 228H121V230H120ZM141 228H143L142 229L143 232H140ZM206 228H208V229H206ZM217 228H218V230H217ZM17 229L18 228H16L15 230L16 231L20 230V229H18V230ZM44 229L47 230V231L45 232ZM138 229H139V231H137ZM1 230H3V232L6 231L5 232L6 234L2 233ZM70 230H72L73 232L72 231L70 232ZM74 230H76V232L78 231V233H76ZM97 230H98V232L101 230L100 232H102L101 233L102 235L101 234L100 235L96 234L95 231H97ZM147 230H149V231H147ZM79 231L81 232V234L84 233V232H92L94 234V232H95V234L99 235V236L96 237L98 239H95L94 237H91V236H93L92 233L91 234L90 233H86V237H88V238H86L85 236H84V238H82L83 236L79 237V236H81ZM82 231H84V232H82ZM113 231H115V233H117V234L113 233L114 237H113V234L110 233V232H113ZM120 231H122L123 234ZM10 232L11 233L13 232L12 236H11ZM103 232H105L104 235H103ZM138 232L140 233V235H138ZM161 232H163V234ZM7 233H9V234H7ZM73 233H76L77 235L76 236H75V234L72 235ZM226 233H227V235H226ZM49 234L52 235V236H49ZM89 234L91 236H87ZM118 234H120V235H118ZM5 235H7L6 236L7 238L5 237ZM56 235H58V236H56ZM71 235H72V237H71ZM116 235L119 236V237L117 236L118 238H120V236L121 237L123 236V238L117 239L115 237ZM224 235H225L226 238L224 237ZM9 236H11V237H9ZM64 236L66 238L69 236V238L67 239V242H66V238ZM74 236L75 237L78 236V238H75ZM102 236L105 237V239L101 238ZM107 236H109V239L107 238L108 240L106 239ZM32 237H35V236L32 235ZM73 237H74V239H77V240L74 241ZM54 238L55 239L59 238V239L56 240L57 242H55ZM85 238H86V240H85ZM89 238H93L92 239L93 242ZM221 238H223V239H221ZM7 239H8V241H7ZM94 239L96 240V242L94 241ZM99 239H100V241H99ZM113 239H114V241H113ZM116 239L120 240V242L122 241L121 242L122 245L119 242L116 243L115 242ZM83 240L91 242V243L85 242ZM49 241H52L53 244H52V242H49ZM59 242L60 243L63 242L62 244L65 243L66 245L64 244L62 246V244H60ZM74 242H76L77 244L75 243L73 245ZM125 242H126V244H125ZM27 243L30 244L31 246L28 245ZM115 243L116 244H120L121 246L118 245V247L119 246L120 247L118 248L116 246V248H115V245H116ZM51 245H54V246L51 247ZM55 245H56V247H55ZM89 245H90V247H89ZM151 246L153 247L152 248L153 250H151ZM17 247H18V250L14 249V248H17ZM57 248H59V249H57ZM32 249H33L34 252H32ZM80 249H81V251L78 252V250H80ZM44 250H45V252H44ZM74 250L76 251L75 252L76 254L78 253L77 255H75V253H73ZM148 250H149L150 254H148L149 257L148 256L146 257V255L148 253L146 251H148ZM160 250H161V252H160ZM99 251H97V253L99 255L102 254L101 253L102 251H100V252ZM129 251H132V253L129 252ZM62 252H64V253H62ZM6 253L4 255H6ZM140 253L141 254L143 253L144 255L145 254L146 255L144 256L142 254L143 255L142 256ZM2 254H0V255H2ZM9 254H7L6 256L8 257ZM34 254L39 256V257L35 256V258H37L36 261L34 260L35 259L34 258ZM4 255H3V259H4ZM56 255H58V256H56ZM138 255L139 256L141 255V256L139 257ZM6 256H5V258H6ZM68 256H67L68 260H66L67 258L64 259L65 261L62 260V261L65 262L64 264H68V261H70L71 257H68ZM94 256H95V261L91 260V258L92 257L94 258ZM9 257H11V256H9ZM46 257H48V259L50 258L49 256H46ZM0 258H2V257H0ZM14 258L11 259V260H9V258L5 259L7 263L5 262V260H3V261H4L5 264H8L10 261H15ZM48 259L46 258L47 262H48ZM255 259L258 261L257 258H255ZM0 260L2 262V259H0ZM39 260H40V258H39ZM246 260H248V261H246ZM246 260L244 262L247 263V264H251L252 262L254 264L256 263V261H254V260H252V261L250 259H246ZM42 261H44V260H41V262ZM91 261H93L94 263L91 262ZM111 261L109 262L110 264H112ZM41 262H38V263L40 264ZM72 262H69V263L71 264ZM13 263L15 264L16 262H12V263L10 262V264H13ZM62 263H60V264H62ZM109 263H107V264H109ZM256 264H264V261H261L260 263H256Z\"/></svg>", "mask_w": 264, "mask_h": 264}, {"label": "bare ground", "instance_id": "2", "mask_svg": "<svg viewBox=\"0 0 264 264\" xmlns=\"http://www.w3.org/2000/svg\"><path fill=\"white\" fill-rule=\"evenodd\" d=\"M40 1H43L44 2V0H12V1H2V0H0V9H4L5 7H6V9H7V12H6V14H5V17H6V19L8 20L9 19V24L7 25V27L5 26V30H6V35L5 34H3V33H0V34H3L5 37H2V35H0L1 37H0V79L2 80L3 79V76L6 74H8V72L10 71H12V69H13V65H12V63H10L9 64V62H11V61H13V60H15V58H18L21 54H22V52L23 51H25L26 49V47L28 48L29 46H31V48L34 46V42H35V40H37V39H35L36 38V33H37V30H38V28L41 26L40 24H41V22H43L44 24L46 23H48V22H51L52 20H53V15H52V12H50L49 11V13L48 12H46V13H48V15L46 16V17H44L42 14H40L41 13V11H40V13L38 12L39 10H38V7H40L38 4H41V3H39ZM55 1H58V0H55ZM63 1V0H62ZM62 1H58V2H61L62 3ZM66 1V0H65ZM88 1H90V0H88ZM87 1V2H88ZM91 1H93V0H91ZM102 1V0H101ZM148 1V0H147ZM177 1V0H176ZM185 1V0H184ZM255 1H257L256 3H258V1L259 0H201V2L199 3V5L200 6H202V13L200 12V15L201 14H203L204 13V11H205V9H208V8H211L212 9V7H214V8H218V7H228L229 5H235V3H239V9L240 8H242L243 6L245 7L246 5H248V6H250L249 7V13H250V16H252L253 15V17H254V15L257 13V14H261L260 16L259 15H257L256 14V16L257 17H259V21H257L258 20V18L257 17H255V18H257V20H253L252 19V21H255V22H250V23H256V21H257V25H253L252 26V24H248V22L246 23V26H243V25H241V26H243L242 28V30L244 31L245 30V33H246V35H248L249 34V36H252V35H250V34H253V36L254 37H256V40L258 39V40H260L261 42H263V44H264V11H261L260 9H264V5L263 4H261V3H263V2H261L260 3V5H262V6H256V3H255ZM43 2H42V4H43ZM87 2H85V1H83V3H87ZM97 2H98V0H97ZM125 2H128V1H125ZM131 2V1H130ZM152 2V1H151ZM189 2V1H188ZM60 3V4H61ZM64 3V2H63ZM78 3H79V1H78ZM82 3V2H81ZM80 3V5H82ZM91 3V2H90ZM137 3V2H136ZM160 3V2H159ZM237 3V4H238ZM46 4V6L48 5V3H45ZM66 4H68V3H66ZM77 4V3H76ZM128 4V3H127ZM179 4V3H178ZM183 4H186V3H183ZM51 5V4H50ZM59 4L57 3V6H58ZM69 5V4H68ZM87 5H89V4H87ZM86 5V6H87ZM128 5H130V4H128ZM137 5V4H136ZM154 5H156V4H154ZM165 5V4H164ZM190 5V4H189ZM43 6V5H42ZM45 6V5H44ZM45 6V7H46ZM53 6V5H52ZM67 6V5H66ZM74 6V5H73ZM85 6V5H84ZM91 6V5H90ZM188 6V5H187ZM49 7V6H48ZM64 7V6H63ZM69 7V6H68ZM127 7V6H126ZM131 7V6H130ZM158 7H160V6H158ZM176 7V6H175ZM177 7H179V6H177ZM185 7V6H184ZM243 7V8H244ZM247 7V6H246ZM53 8V7H52ZM61 8H62V6H61ZM71 8V7H70ZM82 8V7H81ZM132 8V7H131ZM147 8H149V7H147ZM174 8V7H173ZM182 8V7H181ZM260 8V9H259ZM47 9H49V8H46L45 9V11L47 10ZM65 9V8H64ZM100 9V8H99ZM116 9V8H115ZM135 9V8H134ZM184 9V8H183ZM189 9V8H188ZM258 9V10H257ZM44 10V9H43ZM53 10V9H52ZM60 10V9H59ZM72 10V9H71ZM75 10V9H74ZM92 10V9H91ZM149 10H150V8H149ZM148 10V11H149ZM159 10H160V8H159ZM162 10V9H161ZM182 10V9H181ZM190 10H192L193 11V9H191L190 8ZM241 10V9H240ZM245 10V9H244ZM247 10H248V8H247ZM246 10V11H247ZM99 11V10H98ZM119 11H121V10H119ZM142 11H143V9H142ZM145 11V10H144ZM143 11V12H144ZM151 11V10H150ZM158 11V10H157ZM172 11V10H171ZM175 11V10H174ZM189 11V10H188ZM212 11V10H211ZM55 12V11H54ZM124 12H125V10H124ZM138 12V11H137ZM140 12V11H139ZM164 12V11H163ZM242 12V11H241ZM261 12V13H260ZM57 13V12H56ZM122 13V12H121ZM132 13V12H131ZM145 13V12H144ZM147 13V12H146ZM145 13V14H146ZM157 13V12H156ZM159 13V12H158ZM248 13V12H247ZM249 13H248V15H249ZM40 14V15H39ZM89 14V13H88ZM138 14V13H137ZM151 14H152V12H151ZM176 14V13H175ZM205 14V13H204ZM245 14H246V12H245ZM262 14H263V16H262ZM97 15V14H96ZM92 16V17H97V16ZM132 15V14H131ZM163 15V14H162ZM181 15V14H180ZM184 15H185V13H184ZM243 15V14H242ZM102 16V15H101ZM128 16V15H127ZM135 16V15H134ZM139 17H140V15H138ZM144 16V15H143ZM149 16H150V14H149ZM152 16H153V14H152ZM164 16V15H163ZM190 16V15H189ZM262 16V17H261ZM90 17V16H89ZM91 17V18H92ZM160 16H158V18H159ZM162 17V16H161ZM188 17V16H187ZM212 17H213V14H212ZM243 17V16H242ZM54 18H57V17H54ZM67 18V17H66ZM98 18V17H97ZM135 18V17H134ZM147 18V17H146ZM192 18V17H191ZM246 18V17H245ZM248 18V17H247ZM249 18H252V17H249ZM260 18H261V20H260ZM110 19V18H109ZM149 19V18H148ZM175 19V18H174ZM182 19V18H181ZM244 19V18H243ZM55 20V19H54ZM68 20H70V19H68ZM88 20V19H87ZM92 20H93V18H92ZM103 20V19H102ZM114 20V19H113ZM123 20V19H122ZM140 20V19H139ZM158 20V19H157ZM10 21H12L11 22V25H10ZM77 21V20H76ZM94 21H95V19H94ZM97 21V20H96ZM104 21V20H103ZM107 21V20H106ZM112 21V20H111ZM136 21V20H135ZM154 21H155V19H154ZM173 21V20H172ZM177 21V20H176ZM192 21V20H191ZM190 21V22H191ZM82 22V21H81ZM90 22H92L91 20H90ZM89 22V23H90ZM114 22V21H113ZM131 22V21H130ZM137 22V21H136ZM194 22V21H193ZM260 22V23H259ZM2 22H1V20H0V24H1ZM40 23V24H39ZM71 23V22H70ZM144 23V22H143ZM183 23H184V21H183ZM188 23V22H187ZM186 23V24H187ZM216 23V22H215ZM259 23V24H258ZM40 26H39V25ZM54 24V23H53ZM125 24H128L127 22H125ZM124 24V22H122L121 24H120V22H119V24H118V27H121V28H123V26L125 25ZM139 24H141V23H138V25ZM145 24V23H144ZM201 24V23H200ZM2 25V24H1ZM43 25V24H42ZM77 25V24H76ZM85 25V24H84ZM107 25V24H106ZM111 25H113V24H111ZM148 25V24H147ZM39 26V27H38ZM100 26V25H99ZM128 26H131V24H129ZM136 26V25H135ZM140 26V25H139ZM138 26V28H140ZM142 26V25H141ZM185 26V25H184ZM190 26V25H189ZM43 27H45V26H43ZM64 27H66V26H64ZM63 27V28H64ZM81 27H82V25H81ZM102 26H100V28H101ZM126 26H124V28H125ZM148 27H150V26H148ZM178 27V26H177ZM2 28V27H1ZM0 28V29H1ZM79 28V27H78ZM105 28V27H104ZM186 28V27H185ZM188 28H190V27H188ZM45 29V28H44ZM98 29H99V27H98ZM108 29H110V28H108ZM120 29V28H119ZM183 29V28H182ZM191 29V28H190ZM218 29H219V27H218ZM43 30V29H42ZM41 30V31H42ZM54 30V29H53ZM62 30V29H61ZM117 30V29H116ZM122 30V29H121ZM153 30V29H152ZM98 31V30H97ZM100 31H102V30H100ZM188 31V30H187ZM191 31V30H190ZM197 31H198V29H197ZM2 32H5L4 30L2 31ZM108 32V31H107ZM122 32V31H121ZM157 32V31H156ZM185 32V31H184ZM189 32V31H188ZM249 32V33H248ZM251 32V33H250ZM81 33V32H80ZM120 33V32H119ZM162 33V32H161ZM192 33V32H191ZM190 33V34H191ZM198 33V32H197ZM196 33V34H197ZM28 34H32L31 36L30 35H28ZM118 34V33H117ZM130 34V33H129ZM128 34V35H129ZM137 34V33H136ZM135 34V35H136ZM196 34H194V35H196ZM113 35V34H112ZM140 35V34H139ZM176 35V34H175ZM198 35V34H197ZM81 36V35H80ZM103 36H104V34H103ZM106 36H108V35H106ZM111 36V35H110ZM109 36V37H110ZM174 36V35H173ZM177 36V35H176ZM191 36V35H190ZM133 37V36H132ZM136 37V36H135ZM89 38H91V37H89ZM105 38V37H104ZM120 38V37H119ZM141 38V37H140ZM156 38V37H155ZM178 38V37H177ZM183 38V37H182ZM200 38H202L201 36H200ZM228 38V37H227ZM82 39V38H81ZM100 39V38H99ZM112 39H114V38H112ZM146 39H148L147 37H146ZM78 40V39H77ZM101 40H103V39H101ZM106 40V39H105ZM128 40V39H127ZM131 40V39H130ZM129 40V41H130ZM177 40V39H176ZM179 40V39H178ZM110 41V40H109ZM124 41V40H123ZM122 41V42H123ZM137 41H138V39H137ZM144 41H146V40H144ZM186 41H188L189 42V40L187 39ZM191 41V40H190ZM37 42V41H36ZM35 42V43H36ZM76 42V41H75ZM93 42V41H92ZM133 42V41H132ZM177 42V41H176ZM175 42V43H176ZM178 42H180V41H178ZM193 42H195V41H193ZM192 42V43H193ZM198 42V41H197ZM203 42V41H202ZM88 43V42H87ZM103 43H104V41H103ZM138 43V42H137ZM78 44V43H77ZM76 44V45H77ZM84 44V43H83ZM114 44H115V42H114ZM136 44V43H135ZM184 44V43H183ZM189 44H191V43H189ZM80 46H81V44H79ZM92 45V44H91ZM118 45V44H117ZM186 45V44H185ZM185 45H183V46H185ZM36 46V45H35ZM40 46V45H39ZM83 46V45H82ZM90 46V45H89ZM106 46V45H105ZM112 46V45H111ZM114 46H116V45H114ZM187 46V45H186ZM196 46V45H195ZM257 46V45H256ZM95 47V46H94ZM157 48H155V50L157 51L158 50V47H159V45H157L156 46ZM180 47H181V45H180ZM261 47V46H260ZM36 48V47H35ZM40 48V47H39ZM175 48V47H174ZM191 48H192V46H191ZM197 48V47H196ZM259 48V47H258ZM74 49V48H73ZM80 49V48H79ZM114 49V48H113ZM163 49H165V48H163ZM182 49H184L183 47H182ZM189 49H190V47H189ZM199 49V48H198ZM82 50H84V49H82ZM81 50V51H82ZM133 50V49H132ZM180 50H181V48H180ZM196 50V49H195ZM201 50V49H200ZM199 50V51H200ZM35 51H37V50H35ZM79 51V50H78ZM81 51H80V53H81ZM112 51V50H111ZM139 51V50H138ZM150 51H152L151 49H150ZM174 51V50H173ZM183 51V50H182ZM77 52V51H76ZM104 52H106V51H104ZM108 52V51H107ZM116 52V51H115ZM129 52V51H128ZM144 52V51H143ZM205 52V51H204ZM24 53V52H23ZM38 53V52H37ZM79 53V52H78ZM119 53V52H118ZM147 53V52H146ZM145 53V54H146ZM151 53V52H150ZM153 53H155V52H153ZM189 53V52H188ZM203 53V52H202ZM70 54V53H69ZM76 54V53H75ZM87 54V53H86ZM131 54V53H130ZM138 54V53H137ZM163 54V53H162ZM250 54V53H249ZM84 55H85V53H84ZM111 55V54H110ZM156 56H157V54H155ZM174 55V54H173ZM195 55V54H194ZM200 55V54H199ZM208 55V54H207ZM239 55V54H238ZM75 56V55H74ZM79 56V55H78ZM99 56V55H98ZM101 56V55H100ZM105 56V55H104ZM115 56V55H114ZM120 56V55H119ZM129 56V55H128ZM150 56V55H149ZM168 56V55H167ZM185 56V55H184ZM31 57V56H30ZM92 57V56H91ZM130 57H132V56H130ZM134 57V56H133ZM132 57V58H133ZM155 57V56H154ZM205 57V56H204ZM13 60H12V59ZM27 58V57H26ZM80 58V57H79ZM84 58V57H83ZM98 58V57H97ZM101 58V57H100ZM152 58V57H151ZM160 58V57H159ZM172 58V57H171ZM178 58V57H177ZM183 57H181V59H182ZM221 58V57H220ZM220 58L219 57H217V58H215V59H213L212 61L213 62H217V61H219L220 60ZM9 59H11V61H9ZM92 59V58H91ZM117 59V58H116ZM124 59V58H123ZM156 59V58H155ZM203 59V58H202ZM206 59V58H205ZM21 60V59H20ZM19 60V61H20ZM26 60H28V59H26ZM86 60V59H85ZM185 60V59H184ZM188 60V59H187ZM9 61V62H8ZM18 61V62H19ZM31 61V60H30ZM109 61V60H108ZM108 61H106V62H108ZM131 61V60H130ZM135 61V60H134ZM161 61V60H160ZM166 61H168V60H166ZM175 61V60H174ZM189 61V60H188ZM194 61H196V60H194ZM245 63L244 64H247V63H249L250 65H247V66H245V65H243V67L244 68H248V70L250 71H252L253 73H254V71H257V74H256V76H251V77H253L254 78V80L250 83V84H248V85H246L244 88L243 87H241V88H243V89H241L240 91L238 90V92L233 96V97H231L230 99H229V103H228V105H225V110H224V112L226 113H229V111H234V110H244V109H247V108H249V107H251L250 109V111H256V113L254 112V115H255V117L257 116V119L254 121V123L252 124L250 121H249V119H247L246 117V119L249 121V124L247 123V122H245L244 123V125L242 126L241 125V123H240V125H237V124H230V125H228L227 123L229 122L230 123V121H228L227 122V120H226V122H217V123H213V122H209V123H207V122H204V120H203V122H201V121H196V122H194L193 121V123H192V121H191V123H185V124H182V126L180 125V127L182 128V127H186V126H189L190 128L191 127H195V128H201V129H198V132L200 131V133L198 134V136H197V138L198 139H196V140H187V136H185V137H183V138H180L179 136V138L180 139H182V140H179V138H178V141L176 142V139H175V141L173 140V138L175 137V135L177 134V132L179 131V129H181L180 127L178 128V125H176L177 127H168V128H165V130L167 131H165V132H163V133H166L165 135H164V138L163 139H166V140H164V142L162 143V145H160V143H159V141L158 140H161V139H158V140H156V139H154L155 140V142H153V143H149V142H145V145L144 144H142V146H139V147H135V148H131V149H129L127 152H123V153H113V154H109V152H108V154L109 155H107L106 154V156H104L103 158H100L98 161H97V159L95 160V161H97V162H94V163H92V164H82L81 163V165L82 166H80V167H75L74 165H75V163H74V167H70L69 166V164L67 165V166H69L70 168H68V169H66V170H64V171H58V172H54V173H52L51 174V176H49V177H45V176H40L41 174H43L44 172V170H38V171H36V172H34V174H33V170L31 171L32 173L31 174H33V175H27V176H25L26 175V171L24 170V172H22L21 170H17V171H15V173L14 172H10V173H8V174H4V173H6L5 171H4V173H2V174H0V192L1 193H3L4 194V191L5 190H7L8 188H9V186H10V188L9 189H11V190H7V192H5L6 194V196H4L3 194H2V196H0V207L1 208H5L4 209V212H6L7 214H8V211L10 210V213L14 210H12L11 208H13V207H15V210H16V207H20V208H22L21 206H25V209L27 208L26 206L27 205H29V204H34V203H37L38 202V204L40 205V206H44V205H46V207H48L47 205L49 204L50 206H52V205H54L53 207H52V209L54 208V209H57V207H58V205H57V201H59V203L60 202H63V200L65 201H67V199L69 198V194H70V198H71V196H72V198H73V194L75 193L76 194V196L78 197L79 196V199L81 200V201H86V202H90V203H92L95 199H97L95 196H96V193L98 194L99 192H97V190H99V188L100 189H102L104 186L106 187V189L107 188H111V187H113V186H118V185H121V183L123 184L124 183V181H125V183L126 182H128L127 180H129V179H134V178H138V177H143L144 175L145 176H148L150 173H151V175H152V173H154V171H152V169L150 168V167H148V164L150 165V163L151 162H155V161H161V163L162 162H164V161H166L167 159L166 158H164V156H165V154L166 153H170L172 150H174V148L175 147H179V148H182V150L184 149H191L192 147H198V148H200V146H205L206 148H208V147H210V148H214L213 146H218V147H220L218 144H214V142H216V141H213V138H219V137H221L222 139L221 140H223V141H225V140H231V139H235L236 138V136H239L240 134H242L244 131V133H246V132H249V130H253L254 129V132L256 131L255 129H257V131H259V132H257V133H262V131H261V129H262V127L264 128V47H261L260 49H258L257 51H255V52H253L250 56H246L245 58H244V60H243ZM76 62V61H75ZM99 62V61H98ZM106 62H104V63H106ZM115 62V61H114ZM142 62V61H141ZM151 62V63H150ZM156 62H157V60H156ZM156 62H152V60L151 59H145L144 60V63L143 64H145V67H142V69H141V71H140V77L138 76V78H140L141 79V81H142V79H143V81L144 80H146V83H149L148 84V86L147 87H149V88H151L153 91H158V92H160L161 93V90H162V93H164L163 91H165L166 92V94H168V95H173V96H176L177 98H178V101L179 102H177V104L179 105L181 102L180 101H182V103H183V101L185 102L184 104H188L189 103V98L190 99H192L193 97L194 98H197V99H200V97L201 96H203V98H201L200 99V101L201 100H203L204 99V96L205 97H207V95H212V94H214V92L216 91V89H218V88H216L218 85H220V84H222L221 83V80L220 79H217V78H219L220 76H218L217 77V74L218 73H221L222 71V69L221 70H219V72H217L218 70H216V69H220L221 68V64H223V63H217L218 64V67H220V68H214V70L213 71H211V72H208V74H206V75H204V78L202 79V80H205V81H203V82H201L200 81V85L197 83L196 85L194 84H192L191 86H183L184 85V83H183V85H181L179 82H177V81H173V80H170L171 79V77L169 78V74H168V71H167V74L166 73H164V72H166V71H159L158 69L160 68V67H162V65L161 66H159V68L158 67H152V66H154V65H157V63ZM171 62V61H170ZM181 62H184V61H181ZM185 62H187V61H185ZM193 62V61H192ZM240 60H232V61H230V63H233V64H240ZM25 63V62H24ZM83 63V62H82ZM81 63V65H83ZM95 63V62H94ZM104 63H102L101 62V64H104ZM112 63V62H111ZM159 63V62H158ZM176 63V62H175ZM197 63V62H196ZM202 63V62H201ZM21 64V63H20ZM27 64V63H26ZM86 64V63H85ZM91 64V63H90ZM190 64V63H189ZM192 64V63H191ZM194 64V63H193ZM200 64V63H199ZM210 64H212V63H210ZM217 64H216V66H217ZM12 65V66H11ZM28 65V64H27ZM107 65V64H106ZM173 65V64H172ZM177 65V64H176ZM185 65H186V63H185ZM197 65V64H196ZM205 65H206V63H205ZM225 65V64H224ZM224 65H222V67L224 66ZM19 66V65H18ZM85 66V65H84ZM83 66V67H84ZM142 66V65H141ZM182 66V65H181ZM11 67H12V69H11ZM23 67V66H22ZM79 67V66H78ZM95 67V66H94ZM99 67V66H98ZM131 67H132V65H131ZM165 67V66H164ZM183 67H184V65H183ZM225 67V66H224ZM15 68V67H14ZM33 68V67H32ZM82 68V67H81ZM87 68V67H86ZM92 68V67H91ZM139 68V67H138ZM163 68V67H162ZM171 68V67H170ZM178 68V67H177ZM186 68H188L189 69V67H187L186 66ZM198 68V67H197ZM27 69V68H26ZM137 69V68H136ZM161 69V68H160ZM164 69V68H163ZM34 70V69H33ZM47 70V69H46ZM83 70V69H82ZM93 70V69H92ZM91 70V71H92ZM97 70V69H96ZM126 70V69H125ZM28 71V70H27ZM83 71H85V70H83ZM82 71V72H83ZM105 71V70H104ZM169 71H171V70H169ZM173 71V70H172ZM180 71H181V69H180ZM221 71V72H220ZM250 71V72H251ZM20 72V71H19ZM50 72V71H49ZM183 72H185V70L183 71ZM224 72V71H223ZM229 72V71H228ZM40 73V72H39ZM85 73V72H84ZM102 73H104V72H102ZM110 73V72H109ZM133 73V72H132ZM136 73V72H135ZM181 73V72H180ZM180 73L178 72V76L180 75ZM186 73H187V71H186ZM225 73V72H224ZM21 74V73H20ZM52 74H54V73H52ZM83 74V73H82ZM88 74V73H87ZM94 74H96V73H94ZM139 74V73H138ZM174 74V73H173ZM183 74V73H182ZM189 74V73H188ZM188 74H187V76H188ZM216 74V75H215ZM223 74V73H222ZM221 74V75H222ZM226 74V73H225ZM6 75H5V77H6ZM28 75V74H27ZM43 75V74H42ZM141 75H143V77H141ZM172 75V74H171ZM224 75V74H223ZM47 76V75H46ZM54 76V75H53ZM86 76V75H85ZM120 76V75H119ZM125 76V75H124ZM128 76V75H127ZM134 76H135V74H134ZM133 76V77H134ZM167 76V77H166ZM175 76H177V75H175ZM16 77H18V76H16ZM40 77V76H39ZM91 77V76H90ZM106 77V76H105ZM117 77V76H116ZM131 77V76H130ZM181 77V76H180ZM224 77V76H223ZM230 77V76H229ZM28 78V77H27ZM33 78V77H32ZM46 78V77H45ZM61 78V77H60ZM111 78V77H110ZM173 78V77H172ZM175 78V77H174ZM190 78V77H189ZM221 78V77H220ZM9 79V78H8ZM87 79V78H86ZM91 79V78H90ZM124 79V78H123ZM126 79V78H125ZM136 79V78H135ZM166 79V80H165ZM175 79H177V78H175ZM183 79V78H182ZM191 79V78H190ZM193 79V78H192ZM199 79V78H198ZM243 79V78H242ZM22 80V79H21ZM20 80V81H21ZM48 80H49V78H48ZM92 80H93V77H92ZM100 80V79H99ZM107 80V79H106ZM119 80V79H118ZM133 80V79H132ZM177 80H179V79H177ZM3 81V80H2ZM7 81V80H6ZM27 81V80H26ZM36 81V80H35ZM57 81H59V80H57ZM90 81V80H89ZM97 82H98V80H96ZM114 81H115V79H114ZM188 81V80H187ZM190 81V80H189ZM32 82V81H31ZM169 82H172V83H170L169 84ZM191 82V81H190ZM242 82V81H241ZM7 83V82H6ZM62 83V82H61ZM96 83V82H95ZM109 83V82H108ZM115 83V82H114ZM224 83V82H223ZM240 83V82H239ZM91 84V83H90ZM187 84V83H186ZM246 84V83H245ZM34 85V84H33ZM52 85H54V83L52 84ZM112 85V84H111ZM114 85V84H113ZM116 85V84H115ZM174 85V86H173ZM224 85V84H223ZM239 85V84H238ZM17 86V85H16ZM50 86H51V83H50ZM101 86H102V84H101ZM120 86V85H119ZM118 86V87H119ZM144 86V85H143ZM171 86H172V88H174L175 86L177 87V89H176V87L174 88V89H176L175 91H172V89H171ZM222 86V85H221ZM221 86H219V87H221ZM6 87H8V86H6ZM34 87L35 86H33V88L32 89H34ZM39 87V86H38ZM57 87V86H56ZM90 87V86H89ZM115 87V86H114ZM130 87V86H129ZM10 88V87H9ZM12 88V87H11ZM17 88H18V86H17ZM41 88V87H40ZM58 88V87H57ZM84 88H87V87H84ZM108 88H111V86L110 87H108ZM113 88V87H112ZM117 88V87H116ZM140 88V87H139ZM171 90H170V89ZM237 87H235V89H236ZM8 89V88H7ZM24 89V88H23ZM32 89H30L31 91H32ZM48 89H49V87H48ZM131 89V88H130ZM133 89V88H132ZM167 89H169V90H167ZM173 89V90H174ZM240 89V88H239ZM40 90V89H39ZM39 90H37V92L39 91ZM47 90V89H46ZM89 90V89H88ZM91 90V89H90ZM95 90H97V89H95ZM104 90V89H103ZM105 90H106V88H105ZM104 90V91H105ZM113 90V89H112ZM146 90H148V88L146 89ZM22 91H24V90H22ZM27 92L29 91V90H26ZM26 91H24V93H25V95H20L21 96V98L20 99H18V100H22V96H23V98H25V97H28V99L30 98V95H31V92H30V94H28V93H26ZM61 91V90H60ZM92 91V90H91ZM108 91V90H107ZM116 91V90H115ZM118 91V90H117ZM132 91V90H131ZM139 91V90H138ZM236 91H237V89H236ZM21 92V91H20ZM88 92V91H87ZM120 91H118V93H119ZM157 92V93H158ZM8 93V92H7ZM33 93V92H32ZM113 93V92H112ZM147 93V92H146ZM150 93V92H149ZM23 94V93H22ZM61 94V93H60ZM102 94H105V93H102ZM110 94V93H109ZM156 94V93H155ZM155 94H153V95H155ZM159 94V93H158ZM225 94V93H224ZM18 95H19V93H18ZM27 95V96H26ZM41 95V94H40ZM45 95V94H44ZM66 95V94H65ZM86 95V94H85ZM111 95V94H110ZM119 95V94H118ZM127 95V94H126ZM125 95V96H126ZM152 95V94H151ZM150 95V96H151ZM152 95V96H153ZM157 95V94H156ZM165 95V94H164ZM171 95H170V97H171ZM194 95H196V97L194 96ZM230 95V94H229ZM9 96V95H8ZM14 96V95H13ZM20 96H18V97H20ZM42 96V95H41ZM56 96V95H55ZM90 96H91V94H90ZM107 96V95H106ZM115 96H117V95H115ZM152 96H151V98H152ZM43 97V96H42ZM92 97H94V96H92ZM110 97V96H109ZM120 97V96H119ZM123 97V96H122ZM129 97H131V96H129ZM157 97V96H156ZM165 97V96H164ZM167 97V96H166ZM192 97V98H191ZM2 98V97H1ZM13 98H15V97H13ZM49 98V97H48ZM85 98H87V97H85ZM102 98V97H101ZM105 98V97H104ZM112 97H110L109 99H111ZM115 98H117V97H115ZM111 99V100H106V99H102V101H103V103H99L98 101H96L97 103H98V106H97V104H94L95 103V101L94 100H92V101H94V103L93 102H91V103H93L94 104V106L92 107L91 105H87L86 103V105L88 106V108H89V112H90V108L92 107L93 109L94 108H97V110L96 109H94V112H90L89 114H87V113H85V114H87V115H85L86 117H84V112H83V108L85 109V107H86V105H85V107H83V105L81 106L82 107V109L80 108V106H79V110H81L80 111V114L81 113H83V114H81V115H83V117L84 118H86L87 120H89V121H87L86 119L84 120L83 118H81V119H83V120H81V122L80 121H78V120H80L79 119V116L80 117H82L80 114H78V112L79 111H77L76 110V112L77 113H74V114H76V117H78V119H76L75 121H74V119H75V115L73 116L74 117V119L72 120V121H74L76 124H78V122H79V124L80 123H82V122H84L85 124H78L77 126H74V127H77L78 129H76L75 128V130H79V128L81 129V130H79L80 132H77V134H76V132H75V130L72 132V129L71 128H74V127H72V125H75V124H62V123H58V124H60L58 127H56V128H52V130L53 129H55L56 130V132H57V134H60L61 133V135H62V133L64 132V131H66L68 128H70L71 129V131L70 132H72L73 134H76L77 136H78V133H80L79 135H80V138H81V134H82V130H84L85 131V129L84 128H86V131H89V129H90V131H91V128H88V126L90 127V125L88 124V123H93V121H94V124H95V118H94V116H95V114L97 113V114H99L100 113V111H101V115H102V113H106V111H107V115L109 116L110 114L112 115V113H111V111H113V113L114 112H117V111H114L115 109L114 108H116V107H118V106H116V104L115 103H117L116 102V100L117 99ZM126 98V97H125ZM144 98V97H143ZM150 98V97H149ZM173 98V97H172ZM171 98V99H172ZM193 98V99H194ZM225 98V97H224ZM11 99V98H10ZM17 99V98H16ZM62 99H64V97H62ZM62 99H61V101H62ZM83 99H84V97H83ZM82 99V100H83ZM97 99V98H96ZM120 99V98H119ZM132 99H134V98H132ZM131 99V100H132ZM136 99V98H135ZM138 99V98H137ZM147 99V98H146ZM152 99H155V98H152ZM160 99V98H159ZM158 99V100H159ZM171 99H169V101L171 100ZM17 100V101H18ZM24 100H26V99H24ZM101 100V99H100ZM105 100V101H104ZM149 100V99H148ZM157 100V101H158ZM167 100V99H166ZM42 101H44V100H42ZM65 101V100H64ZM117 101H119V100H117ZM156 101V100H155ZM156 101V102H157ZM197 101H199V100H197ZM22 102V101H21ZM77 102V101H76ZM85 102H86V99H85ZM124 102H125V100H124ZM158 102H160V101H158ZM162 102V101H161ZM164 102V101H163ZM168 102V101H167ZM176 102V101H175ZM190 102H191V100H190ZM10 103H12V101L10 102ZM18 103V102H17ZM17 103H15L14 105H16V106H18L19 105V103H20V101H19V103L17 104ZM23 103V102H22ZM59 103V102H58ZM81 103H82V101H81ZM120 102H118V104H119ZM127 103V102H126ZM128 103H129V101H128ZM143 103V102H142ZM155 103V102H154ZM169 104H170V102H168ZM167 103V104H168ZM172 103V102H171ZM222 103H224V102H222ZM226 103V102H225ZM51 104V103H50ZM60 104V103H59ZM100 104V105H99ZM130 104V105H129ZM127 106H130L131 107V103H129ZM174 104H176V103H174ZM13 105V106H14ZM20 105H21V103H20ZM33 105V104H32ZM37 105V104H36ZM113 105H115V107H112ZM124 105H126V104H124ZM138 105V104H137ZM136 104L134 105H132L133 106V109H134V107L135 106H137ZM153 105V104H152ZM163 105V104H162ZM172 105V104H171ZM202 105V104H201ZM259 106V108L258 109H256L257 107H255V106ZM8 106H9V104H8ZM22 106V105H21ZM30 106H31V104H30ZM110 106H111V109L109 110V109H105L104 110V108L106 107V108H110ZM121 106V105H120ZM126 106V107H127ZM139 107H140V104L138 105ZM146 106V105H145ZM167 106V105H166ZM180 106H185V105H180ZM180 106H178V108H180ZM192 106V105H191ZM15 107V106H14ZM25 107V106H24ZM28 107V106H27ZM46 107V105L44 106V108ZM98 107L99 108H101V110L99 109V111H98ZM126 107H124V108H126ZM151 107V106H150ZM187 107V106H186ZM202 107V106H201ZM200 107V108H201ZM224 107V106H223ZM253 107L255 108L254 110H252L253 109ZM36 108V107H35ZM42 108V107H41ZM88 108H86V109H88ZM92 108H91V110H92ZM103 108V109H102ZM121 108H123L122 106H121ZM128 108V107H127ZM136 108V107H135ZM145 107H140L138 110H140L142 113H138V114H134V117H136L137 118V116L138 117H142L144 120H149V118H152L153 116H151V113H150V111L149 110H151L150 108L149 109H147V108H145ZM153 108V107H152ZM156 108H157V105H156ZM173 108V107H172ZM177 108V109H178ZM190 108H193V107H190ZM203 108V107H202ZM19 109V108H18ZM85 109V110H86ZM129 109H131V111H133L132 110V108H129ZM160 109H161V107H160ZM159 109V110H160ZM181 109V108H180ZM198 108H196V111H198L197 110ZM204 109V108H203ZM14 110H16V109H14ZM21 110V109H20ZM30 110V109H29ZM43 110H46V108L45 109H43ZM66 110V109H65ZM84 110V111H85ZM110 111V114H108V112ZM116 110H117V108H116ZM125 110V109H124ZM135 110H137V108L135 109ZM156 110L157 109H155V112H156ZM167 110V109H166ZM191 110V109H190ZM189 110V111H190ZM221 110V109H220ZM19 111V110H18ZM22 111H23V109H22ZM21 111V112H22ZM35 111V110H34ZM40 111H41V109H40ZM87 111V110H86ZM127 111V110H126ZM154 111V110H153ZM162 111H164V110H162ZM172 111V110H171ZM184 111V110H183ZM193 111V110H192ZM192 111H191V113H192ZM248 111H249V109H248ZM249 111V112H250ZM15 112V111H14ZM43 112V111H42ZM41 112V113H42ZM71 112V111H70ZM128 112H130V111H128ZM159 112V111H158ZM168 112V111H167ZM201 112H204L203 110L201 111L200 110V112H199V114H202ZM220 112V111H219ZM224 112H222V113H224ZM247 112V111H246ZM33 113V112H32ZM37 113H39V112H37ZM45 113V112H44ZM72 113V112H71ZM134 113H136V112H134ZM160 113H162L161 111H160ZM159 113V114H160ZM165 113V112H164ZM181 113V112H180ZM77 114L79 115V116H77ZM94 114V115H93ZM96 114V115H97ZM100 114L98 115V117H99V119H97L98 117L97 116H95V117H97L96 119H97V121L99 120V121H101L100 120ZM116 114V113H115ZM114 114V115H115ZM131 114H133V112H131ZM175 114V113H174ZM190 113L188 112L187 114H185L182 118H185L186 119V117H187V115H189ZM193 114H194V112H193ZM197 113H195V115H196ZM205 114V113H204ZM237 114V113H236ZM248 114V113H247ZM34 115V114H33ZM43 115V114H42ZM88 115L91 117H88ZM110 115V116H111ZM125 115V114H124ZM127 115V114H126ZM153 115V114H152ZM161 115V114H160ZM163 115V114H162ZM173 115V114H172ZM219 115H221V114H219ZM226 115L227 114H225V118H226ZM229 115V114H228ZM232 115V113L229 115V117ZM18 116V115H17ZM27 116V115H26ZM69 116V115H68ZM92 116H93V118H92ZM103 117H101V119L102 118H107L106 117V115L104 116V115H102ZM133 115H131V117H132ZM159 116V115H158ZM200 116V115H199ZM201 116H203V115H201ZM221 116H223V114L221 115ZM14 117H16V116H14ZM29 117V116H28ZM47 117V116H46ZM66 117H67V115H66ZM128 117V116H127ZM126 117V118H127ZM134 117L130 120V121H127V123H125V122H123V123H125V124H123V125H120V126H118L117 124H119V123H115L117 126H116V128H115V126H114V128H113V130L111 129V122H109L108 120V122L106 123H104V121H103V119H102V124L101 123H97V121H96V125H98V126H96V125H94L95 127H98V129H99V125H101V128H102V126L103 125H105V124H108L109 123V126H110V130H108V132H104L103 131V128L101 129V131H103V132H99V131H97V133H89V135H87L86 136V134H88V132L85 134V138H83V141H79L80 140V138L79 139H75L73 136H76V135H72L70 132H68V131H66V132H68V134H70V135H72V137L70 136V135H68V136H70L71 137V141H72V138L73 139H75V141L73 142L74 144H72L71 143V145H70V142H68L67 144H68V146L67 147H65V148H62V149H57V150H55L56 152H62V151H65V149H74V148H76V147H79V146H81L82 144L84 145L85 143H90V142H93L94 140H96V139H106L105 141H104V143H103V145H100V146H104L105 147V145L106 144H108V143H112V142H115V144H117L118 142H121V144L122 143H128V142H131V143H133V142H135L137 139L135 138H133V139H131L130 137L132 136V137H143V135L144 134H140L139 133V135L136 133L135 134V132L132 134L131 133V128H132V125H134L135 124V122H134V124H132V122H133V120H134ZM175 117V116H174ZM177 117V116H176ZM175 117V118H176ZM194 117H197V115L196 116H194ZM228 117V116H227ZM39 118V117H38ZM45 118V117H44ZM50 118V117H49ZM48 118V119H49ZM55 118V117H54ZM89 118V119H88ZM110 118V117H109ZM111 118H113V115H112V117ZM114 118H116V116L114 117ZM141 118V119H142ZM173 118V117H172ZM174 118V119H175ZM179 118V117H178ZM205 118V117H204ZM220 118H222V117H220ZM29 119V118H28ZM28 119H24V120H28ZM40 119V118H39ZM68 119V118H67ZM66 119V120H67ZM93 119V120H92ZM138 119V118H137ZM162 119V118H161ZM196 119V118H195ZM195 119H193V120H195ZM227 119V118H226ZM235 119V118H234ZM244 119V118H243ZM6 120V119H5ZM9 120V119H8ZM34 120V118L32 119V121ZM47 120V119H46ZM91 120H92V122H91ZM129 120V119H128ZM151 120L152 119H150V123H151ZM155 120V119H154ZM163 120V119H162ZM168 120H170V119H168ZM187 120V119H186ZM198 120V119H197ZM213 120V119H212ZM228 120H230V118L228 119ZM12 121V120H11ZM19 121V120H18ZM22 121V120H21ZM30 121V120H29ZM29 121H27V122H29ZM32 121L30 122V123H32ZM35 121V120H34ZM36 121H38L37 120V118H36ZM41 121V120H40ZM45 121V120H44ZM58 121V120H57ZM60 121V120H59ZM70 121V120H69ZM71 121V122H72ZM78 121V122H77ZM106 121V120H105ZM112 121V120H111ZM113 121H116V119H114ZM112 121V122H113ZM117 121H119V120H117ZM138 121V120H137ZM143 121V120H142ZM189 121V122H190ZM220 121H221V119H220ZM245 121V120H244ZM86 122H88L87 124H88V126L87 127H85L86 126ZM149 122H147V123H149ZM156 122V121H155ZM161 122V121H160ZM179 122V121H178ZM182 122V121H181ZM232 122V121H231ZM4 123V122H3ZM10 123V122H9ZM34 123H36V122H34ZM34 123H32V124H34ZM55 123H57V122H55ZM70 123V122H69ZM104 123V124H103ZM143 123V122H142ZM154 122H152V124H153ZM158 123V122H157ZM164 123H166V120H165V122ZM172 123V122H171ZM175 123V122H174ZM251 123V124H250ZM5 124V123H4ZM16 124V123H15ZM23 124H25V122L23 123ZM22 124V125H23ZM40 124V123H39ZM57 124V125H58ZM167 124H168V122H167ZM13 125V124H12ZM37 125V124H36ZM45 125V124H44ZM51 125V124H50ZM55 125V124H54ZM54 125H52V127L54 126ZM71 125V126H70ZM93 124H91V126H92ZM154 125H155V123H154ZM157 125V124H156ZM2 126H3V124H2ZM16 126H18V125H16ZM20 126V125H19ZM26 126H28V125H26ZM30 126V125H29ZM40 126V125H39ZM47 126H48V124H47ZM56 126V125H55ZM108 126V125H107ZM6 127V126H5ZM42 127V126H41ZM50 127V126H49ZM103 127H106V125L105 126H103ZM113 127V126H112ZM150 127V126H149ZM159 127H162L161 125H160V123H159ZM16 128V127H15ZM20 128H23V126H21ZM20 128H19V130H20ZM24 128H25V125H24ZM23 128V129H24ZM32 128V127H31ZM46 127H44L43 129H45ZM107 129L109 128V127H106ZM105 128V129H106ZM147 128V127H146ZM176 128H178L177 129V131H176ZM194 128V129H195ZM229 128H232V129H234V130H232L231 132L228 130ZM253 128V129H252ZM9 129H10V127H9ZM17 129V128H16ZM15 129V130H16ZM46 129H48V128H46ZM45 129V130H46ZM51 129V128H50ZM93 129H95L94 127H93ZM92 129V131H94ZM149 129V128H148ZM157 129H158V127H157ZM3 130V129H2ZM14 130V129H13ZM26 130H28V128L26 129ZM34 130V129H33ZM139 130V129H138ZM188 130V129H187ZM196 130V129H195ZM195 130H193V131H195ZM228 130V131H227ZM263 131H264V129H262ZM1 131V130H0ZM23 131H25V130H22V133L20 132V134H18L17 133V131L15 132V134L17 135H19V136H15V137H24V136H20V135H22L23 133H26V134H24L26 137H24V138H28L29 137V135L31 136V135H34L33 133H35L36 132V134H37V131H31V132H33V133H31V132H29V134H28V136H27V132L25 131V132H23ZM29 131V130H28ZM50 131V130H49ZM85 131V132H86ZM144 131V130H143ZM148 133H149V135H148V137H150V133L152 134V131H150V130H146ZM146 131H145V133H146ZM160 131V130H159ZM164 131V130H163ZM2 132V131H1ZM1 132H0V137L2 138V136H3V134H4V132H3V134H1ZM40 132H42V130H41V128H40ZM46 133H48V131H45ZM59 132V133H58ZM65 132V133H66ZM96 132V131H95ZM99 132V133H98ZM140 132V131H139ZM180 132H183V131H180ZM189 132V131H188ZM198 132H196V133H198ZM253 132V131H252ZM31 133V134H30ZM39 133V132H38ZM43 133H44V130H43ZM46 133H44V134H46ZM51 132H49L48 134H50ZM84 133V132H83ZM108 133H110V134H108ZM141 133H144V132H142L141 131ZM147 133V134H148ZM155 133V131H153V134ZM161 133V132H160ZM191 133H193V132H191ZM256 133V132H255ZM14 134V135H15ZM36 134L34 135V136H36ZM40 134V133H39ZM42 134V133H41ZM44 134L43 135H41V136H44ZM47 134V135H48ZM54 134H55V132H54ZM91 134V135H90ZM131 134V135H130ZM146 134V135H147ZM152 134V135H153ZM157 133H155V135H156ZM159 134V133H158ZM253 134V133H252ZM14 135L12 136L11 135V137H12V139H13V137H14ZM46 135V136H47ZM51 135V134H50ZM49 135V136H50ZM109 135V136H108ZM152 135H151V137L150 138H152ZM154 135V136H155ZM186 135H188V136H191V134H186ZM194 135V134H193ZM254 136H255V134H253ZM258 135V134H257ZM261 134H259V136H260ZM33 136V137H34ZM40 137V135H37V137ZM59 136V135H58ZM106 136V137H105ZM145 136V135H144ZM158 136L159 135H157V136H155V138H158ZM247 136H249V138H250V136H251V134H249V135H247ZM246 136V137H247ZM5 137H7V136H5ZM14 137V138H15ZM32 137V138H33ZM62 137H63V135H62ZM62 137H60L61 139H62ZM65 137H66V135H65ZM176 137H177V135H176ZM245 137V138H246ZM4 138V137H3ZM16 138V139H17ZM18 138V139H19ZM20 138V139H21ZM31 138V137H30ZM36 138V137H35ZM41 138V140H42V138L43 137H40ZM46 138H48V136L46 137ZM45 138V139H46ZM190 138H192V137H190ZM255 138V137H254ZM256 138H257V136H256ZM6 139V138H5ZM7 139H9V138H7ZM23 139V138H22ZM37 139H39V138H37ZM50 139V137L48 138V140ZM85 139V140H84ZM4 140V139H3ZM28 140V139H27ZM67 140H69L70 141V138L68 139V137H67ZM66 140V141H67ZM140 140V139H139ZM144 140L145 139H143V140H141V141H143V143H144ZM152 140V139H151ZM215 140H219V139H215ZM221 140H219V141H221ZM261 140L263 141V138H261ZM261 140H259L260 142H261V144H264V141H263V143H262V141ZM31 141H32V139H31ZM38 141V140H37ZM36 141V142H37ZM65 141V140H64ZM78 141V142H77ZM140 141V142H141ZM218 141V142H219ZM5 142V141H4ZM16 142H18V141H16ZM21 142V140L19 141V143ZM97 142V141H96ZM139 142V143H140ZM245 142V141H244ZM244 142H243V144H244ZM260 142H258L259 144H260ZM3 143V142H2ZM15 143V142H14ZM26 143V142H25ZM29 143H31V142H29ZM38 143V142H37ZM48 143V142H47ZM55 143V142H54ZM100 143V142H99ZM142 143V142H141ZM140 143V144H141ZM223 143V142H222ZM257 143V145H258V147H256L257 149L260 147L259 146V144ZM5 144V143H4ZM3 144V145H4ZM92 144V143H91ZM119 144V143H118ZM134 144V143H133ZM157 144H158V146H157ZM7 145H10V144H7ZM15 145V144H14ZM22 145V147H25V146H23L24 144L22 143L21 144ZM63 145V144H62ZM70 145V146H69ZM97 145H98V143H97ZM139 145V144H138ZM245 145V144H244ZM2 146V145H1ZM0 146V147H1ZM16 146H19V144H17ZM29 146H30V144H29ZM38 146H41L42 147V144L41 145H38ZM57 146V145H56ZM60 146V145H59ZM94 146V148L93 149H95V147H96V144H92V147ZM118 146V145H117ZM129 146V145H128ZM133 146V145H132ZM254 146V145H253ZM5 146H3V148L1 147V151L0 152H2V154H4L3 152H6L8 149H10V148H13V147H5ZM20 147V146H19ZM28 147V146H27ZM27 147H25L26 149H28ZM32 147V146H31ZM31 147H29V148H31ZM37 147V146H36ZM41 147H39V148H35V150L37 151V152H39L40 151V148ZM58 147V146H57ZM56 147V148H57ZM63 147V146H62ZM108 147V146H107ZM191 147V148H190ZM261 147L263 148L264 146L263 145H261ZM24 148V149H25ZM80 149L81 148H83V147H79ZM177 148H176V150H177ZM178 148V149H179ZM250 148V147H249ZM116 149V148H115ZM188 149H187V151H188ZM203 149V148H202ZM259 149H261V148H259ZM258 149V150H259ZM20 150H23V149H17V150H14L15 152L16 151H20ZM30 149H28L27 151H29ZM46 150H48V149H46ZM52 151H53V149H51ZM82 150V149H81ZM88 150V149H87ZM87 150H86V152H87ZM92 150V149H91ZM106 150V149H105ZM117 150V149H116ZM198 150V149H197ZM258 150L256 151V152H258ZM262 150V149H261ZM13 151V152H14ZM43 151H45V150H43ZM67 151V150H66ZM84 151H85V149H84ZM90 151V150H89ZM190 151V150H189ZM188 151V152H189ZM192 151V150H191ZM240 151V150H239ZM249 151V150H248ZM255 151V150H254ZM9 152V151H8ZM15 152H14V154H15ZM32 152H34V151H32ZM54 152V151H53ZM69 152V151H68ZM73 152V151H72ZM72 152H70V157H71V153ZM75 152V151H74ZM82 152V151H81ZM85 152V153H86ZM91 152H95V150L94 151H91ZM98 152V151H97ZM107 152V151H106ZM164 152H166V153H164ZM218 152V151H217ZM246 152V151H245ZM262 154H264V150H262ZM10 153V152H9ZM17 153V152H16ZM30 153V152H29ZM28 153V154H29ZM50 153V152H49ZM66 153V152H65ZM79 153V152H78ZM96 153V152H95ZM100 153V152H99ZM183 153H185V152H183ZM249 153V152H248ZM259 153V152H258ZM260 153H261V151H260ZM1 154V153H0ZM1 154V155H2ZM24 154V153H23ZM27 154V153H26ZM35 153H33V155H34ZM40 154H41V152H40ZM48 154V153H47ZM53 154V153H52ZM56 154H58V153H56ZM84 154V153H83ZM90 154V153H89ZM88 154V155H89ZM214 154H215V152H214ZM257 153H255V155H256ZM262 154H260V156L262 155ZM64 155V154H63ZM76 155V154H75ZM87 155V154H86ZM103 155V154H102ZM167 155V154H166ZM186 155V154H185ZM251 155V154H250ZM258 155V154H257ZM20 156V155H19ZM36 156V155H35ZM43 156H44V154H43ZM46 156V155H45ZM59 156V155H58ZM57 156V157H58ZM65 156V155H64ZM63 156V157H64ZM68 156V155H67ZM74 156V155H73ZM78 156V155H77ZM77 156H76V158H77ZM80 156H81V158H82V154H80ZM99 156V155H98ZM260 156H259V158H260ZM264 156V155H263ZM263 156H261V160H260V162H264L263 161V159L262 158H264ZM5 157H6V155H5ZM12 157H14V155L12 156L11 155V159H12ZM24 157H25V155H24ZM28 157V156H27ZM26 157V158H27ZM48 157V156H47ZM46 157V158H47ZM54 157V156H53ZM57 157H55V158H57ZM60 157V156H59ZM69 157V158H70ZM91 157V156H90ZM94 157V156H93ZM256 157V156H255ZM0 158H1V156H0ZM17 158V157H16ZM23 158V157H22ZM35 157L33 156L32 158L30 157V162L31 161H33V165H34V161H36L35 159H34ZM36 158H37V156H36ZM55 158L52 160V158H50L52 161H50V162H48V161H46V162H48V163H46L45 161V163H40V165H39V167H43V168H47V167H49L50 168V166H53L54 164H55V162L57 161V160H55ZM65 158H66V156H65ZM258 157H256V159H257ZM62 158L60 157V160H61ZM80 159V158H79ZM78 159V160H79ZM86 159V158H85ZM24 160H25V158H24ZM23 160V161H24ZM29 160V159H28ZM41 160H42V158H41ZM41 160H39L40 162H41ZM49 160V159H48ZM84 160V159H83ZM236 160V159H235ZM9 161H10V159H9ZM67 161H69V160H67ZM252 161V160H251ZM258 161V160H257ZM0 162H1V160H0ZM3 162V161H2ZM7 162V161H6ZM14 162H15V160H14ZM22 162V161H21ZM29 162V161H28ZM37 162V161H36ZM61 162V164H62V161H60ZM64 162H66L65 160H64ZM88 162V161H87ZM167 162H168V160H167ZM166 162V163H167ZM254 162V161H253ZM252 162V163H253ZM260 162H259V165H260ZM4 163V162H3ZM10 163H11V161H10ZM24 163V162H23ZM22 163V164H23ZM32 163V162H31ZM231 163V162H230ZM233 163H235V162H233ZM247 163V162H246ZM7 164V163H6ZM5 164V165H6ZM9 164V163H8ZM18 164H19V162H18ZM17 164V165H18ZM28 164V163H27ZM58 164V163H57ZM57 164H55V166L57 165ZM67 164V163H66ZM125 164H127L126 166H124L123 167V165H125ZM262 164V163H261ZM1 165V164H0ZM3 165V164H2ZM15 165V164H14ZM13 165V166H14ZM31 165V164H30ZM71 165H72V163H71ZM77 165V164H76ZM79 165V164H78ZM163 165H166L165 164V162H164V164ZM242 165H243V163H242ZM251 165V164H250ZM4 166V165H3ZM9 166V165H8ZM12 166V167H13ZM23 166V165H22ZM26 166V165H25ZM62 166V165H61ZM60 166V167H61ZM63 166H65V164L63 165ZM62 166V167H63ZM238 166V165H237ZM245 166V165H244ZM6 167V166H5ZM10 167H11V164H10ZM16 167V166H15ZM261 167H263V166H261ZM2 168V166L0 167V169ZM9 168V167H8ZM14 168V167H13ZM18 168H20V167H18ZM30 168V167H29ZM64 168V167H63ZM76 168H78V169H76ZM122 168H124V170L122 169ZM233 168V167H232ZM236 168H239V167H236ZM17 169V168H16ZM48 169V168H47ZM46 169V170H47ZM52 169V168H51ZM55 169V168H54ZM56 169H57V167H56ZM60 169V168H59ZM58 169V170H59ZM65 169V168H64ZM258 169H260L261 170V168H258ZM264 169V168H263ZM262 169V170H263ZM3 170H6V169H4L3 168ZM8 171H9V169H7ZM27 170V169H26ZM31 170V169H30ZM157 170V169H156ZM228 170V169H227ZM240 170V169H239ZM246 170V169H245ZM0 171H2V170H0ZM14 171V170H13ZM35 171V170H34ZM152 171V172H151ZM158 171V170H157ZM156 171V172H157ZM243 171V170H242ZM147 172H149V174H147L146 175V173ZM245 172V171H244ZM248 172V171H247ZM257 172H259V171H257ZM27 173H28V171H27ZM145 173V174H144ZM158 173V175H160V176H164V175H161V173H159V172H157ZM256 173V172H255ZM260 173V172H259ZM29 174V173H28ZM241 174V173H240ZM143 175V176H142ZM156 175V174H155ZM154 174H153V176H155ZM245 175H248V174H246L245 173ZM22 176H24V177H22ZM36 176H38L39 178H34L33 179V177H36ZM144 176V177H145ZM152 176V177H153ZM242 176V175H241ZM249 176V175H248ZM256 176H258V174H256ZM142 178V179H145V178ZM233 177V176H232ZM237 176H235L234 177V179L236 178ZM244 177V176H243ZM157 178V177H156ZM155 178V179H156ZM158 178H159V176H158ZM238 178V179H237ZM236 179H237V183H238V180H240L241 178H240V176H238ZM256 179H257V181H259L260 179V181H261V183H262V179H264L262 176H261V178H258V177H255ZM154 179V178H153ZM208 179V178H207ZM234 179H232L233 181H231L230 179H229V182L231 183H234L235 182V180ZM243 179V178H242ZM248 179H250V178H248ZM157 180V179H156ZM16 181V182H15ZM153 181H155V180H153ZM242 181V180H241ZM257 181H256V184H257ZM130 182V181H129ZM128 182V183H129ZM161 182V181H160ZM210 184H211V182H209ZM230 183H228L227 182V185L226 186H230ZM231 183V184H232ZM236 183V182H235ZM236 183V185H238V184H240V182L237 184ZM261 183H258L257 185H260ZM202 184V183H201ZM205 184V183H204ZM242 184V183H241ZM240 184V185H241ZM264 184V182L261 184V186ZM132 185V184H131ZM203 185V184H202ZM235 185V184H234ZM249 185H250V183H249ZM254 185V184H253ZM130 186V183H129V185H127V187L128 188H130L129 187ZM223 186H224V183H223ZM229 186L227 187V189H229ZM232 186V185H231ZM230 186V187H231ZM260 187V186H259ZM258 187V189H259V192L261 193V195L259 194V196H257L258 195V189H257V194H256V196L257 197H260L261 196V198L263 197L264 198V191H262V190H264V186L262 187V189L260 190V188ZM125 188V187H124ZM226 188V187H225ZM233 188H234V186H233ZM242 188V187H241ZM253 188V187H252ZM113 189V188H112ZM112 189H111V191H112ZM123 188H119V189H117V188H115L114 190H119L118 191V193L117 192H114V193H116L117 194V197H119L118 196V194L119 193H121L122 195H123V193H122V190ZM205 189V188H204ZM249 190V189H248ZM252 190V189H251ZM147 191V190H146ZM152 191V190H151ZM228 191H230V190H228ZM227 191V192H228ZM101 192V191H100ZM238 192V191H237ZM248 192V191H247ZM252 192V191H251ZM0 193V194H1ZM10 193V194H9ZM235 193V192H234ZM244 193H246V192H244ZM68 194V195H67ZM120 194V195H121ZM125 194V193H124ZM131 194V193H130ZM236 194V193H235ZM240 194V193H239ZM65 195H67V196H65ZM102 195V194H101ZM100 195V196H101ZM106 195V194H105ZM105 195H103V197L105 196ZM115 195V194H114ZM126 195V194H125ZM125 195L124 196H121V197H119V200H118V202L121 200V201H125V200H127V199H125L126 197H125ZM209 195V194H208ZM252 195H254V194H252ZM75 196V197H76ZM99 195H98V197H100ZM222 196V195H221ZM228 196V195H227ZM240 196V195H239ZM244 196V195H243ZM246 196V195H245ZM248 196V195H247ZM64 197H68L67 199L66 198H64ZM74 197V198H75ZM77 197H76V199H75V202H76V200H77ZM102 197V196H101ZM147 197V196H146ZM145 197V198H146ZM74 198H73V200H68V202H66L65 201V203L67 204V206H68V204L70 203L71 204V206H73L72 205V203H74L73 201H74ZM142 198V197H141ZM226 198V197H225ZM238 198V197H237ZM260 198V200L262 201V199ZM100 198H98L97 200H99ZM134 199V198H133ZM136 199V198H135ZM257 199V198H256ZM60 200H62V201H60ZM137 200V199H136ZM187 200V199H186ZM222 200V199H221ZM227 200V199H226ZM239 200V199H238ZM248 200V199H247ZM247 200H245V201H247ZM258 200H259V198H258ZM257 200V202L259 203H261V201H258ZM53 201H55L56 202V205L53 203L52 205H51V203L53 202ZM71 201H72V203H71ZM96 201V200H95ZM94 201V202H95ZM99 201H101V199L99 200ZM98 201V202H99ZM192 201V200H191ZM224 201V200H223ZM228 201V200H227ZM264 201V200H263ZM262 201V203H264ZM85 202V203H86ZM102 202H105L104 201V198H103V200H102ZM117 202V201H116ZM127 202H129V201H127ZM229 202V201H228ZM255 203H256V200L254 201ZM106 203V202H105ZM125 204H126V202H124ZM143 203V202H142ZM214 203V202H213ZM230 203V202H229ZM238 203V202H237ZM241 203V202H240ZM249 203H250V201H249ZM252 203V202H251ZM258 203H256V205L258 204ZM259 203V204H260ZM70 204H69V206L68 207H70ZM76 204V203H75ZM77 204H78V202H77ZM86 204H88V203H86ZM113 204V203H112ZM216 204V203H215ZM31 205V206H32ZM63 205V203L62 204H60V206H62ZM89 205H91V204H89ZM89 205H87V207H88V209H86V211L84 210V207H85V205H84V207L83 206H81L83 209H81V210H83L84 212H86V213H88V211H89V213L91 212V211H96V209H95V207H92V210L90 209L91 207L89 206ZM105 205V206H104ZM103 205V210H107L108 208H106V209H104V207H106V205L107 204H104ZM133 205V204H132ZM144 205V204H143ZM250 205V204H249ZM256 205H254V210L255 209H257V208H255V206ZM58 207V208H60V210L58 209V211H62L63 213H64V217H65V215L67 214V212H69V211H66V212H64L65 210H64V208L63 207ZM64 206V205H63ZM75 206V205H74ZM80 206V205H79ZM111 206V205H110ZM109 206V203H108V206L107 207H110ZM127 206V205H126ZM131 206V205H130ZM259 205H257L256 207H258ZM10 207V208H9ZM34 207V206H33ZM32 207V208H33ZM77 207H78V205H77ZM76 206L75 207H70V208H67L68 210L69 209H73L74 208V210H76L75 208H77ZM86 207V208H87ZM90 207V208H89ZM111 207H113V206H111ZM110 207V208H111ZM226 207V206H225ZM232 207H234V206H232ZM232 207H229L230 209L232 208ZM249 207V206H248ZM247 207V208H248ZM260 210H263L262 212H264V204L262 205H260ZM17 208V209H18ZM19 208V209H20ZM24 208V207H23ZM61 208H63V210L61 209ZM101 208H102V205H101ZM100 207L97 209V210H102ZM126 208V207H125ZM217 208H219L218 206H217ZM227 208V207H226ZM29 209H30V207H29ZM47 209H50V210H48V212L46 213V214H48V215H50V213L49 212H51V214H52V209H51V207L50 208H47ZM80 209V208H79ZM91 211H90V210ZM115 209V208H114ZM136 209V208H135ZM212 209V208H211ZM215 209V208H214ZM225 209V208H224ZM233 209V208H232ZM259 209V208H258ZM0 210H2V209H0ZM12 210V211H11ZM22 210V209H21ZM34 210V209H33ZM32 209L31 210H29V212L30 211H33ZM77 210H78V208H77ZM80 210V211H81ZM102 210V211H103ZM111 210V209H110ZM141 210V209H140ZM155 210V209H154ZM153 210V211H154ZM247 210V209H246ZM260 210H258V212L260 211ZM22 211H24V210H22ZM28 211V210H27ZM26 210H25V212H27ZM73 211V210H72ZM79 211V210H78ZM77 211V212H78ZM80 211H79V213H77L76 211V216H79V218H80V220L82 219L83 220V217L81 218V216L80 215H77V214H80ZM82 211V212H83ZM101 211V212H102ZM104 211V214H106V212ZM108 211H109V209H108ZM107 211V213H108V215H105V218H107V216H109V212ZM112 212H113V214L115 213L114 211H113V209L111 210ZM110 211V213L112 214V212ZM196 211V210H195ZM228 211V210H227ZM251 211V210H250ZM18 212H20V211H17V213ZM28 212V213H29ZM35 212V211H34ZM60 212H58V213H60ZM61 212V213H62ZM74 212V211H73ZM100 212V214H98L99 213V211H97V216L99 217V215H100V217L99 218H101L102 217V215H103V217H104V214H103V212L101 213ZM134 212V211H133ZM211 212V211H210ZM257 211L256 212H253V210L251 211V213H249V214H251V216L250 217H254V215H252L253 213H255V215L256 216H258V219H256V216L254 217V219H256V221L258 220V221H262L263 219H259V218H262V217H264V214H261V211H260V214L262 215H258L259 213H258ZM2 213H3V211H2ZM2 213H0L1 215H2ZM14 213V212H13ZM24 214L23 212H22V214H24V216L25 215H29V214ZM31 214L30 215H32V213L33 212H30ZM60 213V214H61ZM66 213V214H65ZM70 213L72 214V212H71V210H70ZM70 213H69V215H70ZM88 213V214H89ZM94 213V212H93ZM96 213V212H95ZM222 213V212H221ZM227 213V212H226ZM247 213V212H246ZM258 213V214H257ZM12 214V213H11ZM16 213H14V215H15ZM21 214V213H20ZM19 214V215H20ZM36 214V213H35ZM34 214V215H35ZM59 214V215H60ZM88 214H87V218L88 219H90L89 217H88ZM110 214V217H108L109 219H111L110 221H114L115 219L117 220V218H116V216H114V218L115 219H113L112 220V215ZM129 214V213H128ZM134 214V213H133ZM0 215V216H1ZM3 215H4V217L6 216V214H4L3 213ZM10 215V214H9ZM13 215V214H12ZM17 215V214H16ZM16 215H15V218H16ZM29 215V216H30ZM39 215V214H38ZM53 215V214H52ZM47 216V218L49 219V217H50V219H52V221L51 220H49V222H50V224H51V222L55 225V223L53 222V221H55V220H57V218L55 219H53V216ZM68 215V214H67ZM75 215L74 216H72V217H74V218H72L71 216V220L72 219H74V221H76V219H75ZM83 215L85 216V214L83 213ZM90 216H91V218H92V216L94 215H92V212H91V214H89ZM115 215V214H114ZM217 215V214H216ZM234 215V214H233ZM245 215V214H244ZM18 216V215H17ZM23 216V217H24ZM29 216L27 217L28 219H26V220H24L23 218H22V216H20V220L22 221H27V224H28V222L30 221L29 220ZM36 216V215H35ZM35 216L32 218V219H35ZM62 216V217H63ZM95 216H96V214H95ZM95 216H93V222H94V218H95ZM97 216H96V218L95 219H98L97 218ZM143 216V215H142ZM8 217H10V216H7V218H3V219H5V220H1V222H3V223H1V224H4V221H5V223H9L10 222V224H9V226L11 225V221L14 223V226H15V224L16 225H18V223L20 222L21 223V221H16V220H14L13 221V218H12V220L11 219H9V220H11V221H9V220H7L8 219ZM19 217V216H18ZM26 217V216H25ZM24 217V218H25ZM60 217H61V215H60ZM67 217V216H66ZM66 217H65V219H66ZM102 217V218H103ZM161 217V216H160ZM226 217V216H225ZM249 217V216H248ZM14 218V219H15ZM37 216H36V220H37ZM42 218V217H41ZM104 218V219H105ZM144 218V217H143ZM19 219V218H18ZM30 219H31V216H30ZM45 219V218H44ZM63 219V218H62ZM86 218L84 217V220H85ZM229 219V218H228ZM241 219V218H240ZM248 219V218H247ZM29 220V221H28ZM70 220V221H71ZM91 220V219H90ZM99 220V219H98ZM120 220V219H119ZM204 220V219H203ZM7 221H9V222H7ZM15 221H16V223H15ZM22 221V222H23ZM58 221V220H57ZM73 221V220H72ZM73 221V222H74ZM79 221V220H78ZM87 221V220H86ZM85 221V222H86ZM89 221V220H88ZM97 221V220H96ZM232 221H234V220H232ZM31 223H32V221H30ZM33 222H35V224H36V221H33ZM37 222H38V220H37ZM41 222V221H40ZM40 222H38V224L40 223ZM43 222V221H42ZM41 222V223H42ZM62 222L64 223L65 221H63L62 220ZM85 222H83V223H85ZM93 222L91 221L90 223H92L93 224ZM105 222V221H104ZM216 222V221H215ZM240 222V221H239ZM242 222V221H241ZM30 223V224H31ZM47 223V222H46ZM45 223V224H46ZM63 223H62V226H59V227H63V226H65V224L67 223H64V225H63ZM77 222H75V224H76ZM89 222H87V223H85V224H90ZM224 223V222H223ZM222 223V224H223ZM225 223H227V221H225ZM233 223H236V222H233ZM232 223V224H233ZM258 223V222H257ZM260 223V222H259ZM259 223H258V225H259ZM263 223V224H262ZM261 224V229L264 227L263 225H264V222H262ZM0 224V229L2 228V225ZM26 224V223H25ZM26 224V225H27ZM53 224L52 225H50L49 226V228L50 227H52L53 226ZM70 225H71V222L69 223ZM73 224V223H72ZM75 224L72 226V227H75ZM79 224H80V222H79ZM84 224V225H85ZM107 224V223H106ZM159 224V223H158ZM228 224V223H227ZM236 224H238V222L236 223ZM26 225L24 226L23 224L21 225L20 224V227L21 226H23V227H25V229L23 228L22 230L24 231H26V230H28L30 227H31V230H32V228H33V230L31 231L30 229V231L31 232H29V233H32V232H34V228H36L37 229V227L38 226H36V227H34L35 225H34V223L33 224H31V225H27L28 227V229L26 228ZM34 225V226H33ZM40 225V224H39ZM58 225H59V223H58ZM82 225V224H81ZM129 225V224H128ZM225 225V224H224ZM223 225V226H224ZM229 226H230V223L228 224ZM7 224H6V226L5 225H3V227H5L6 228V231H9V229H11L13 232H15L14 233V238L13 239H15V235L16 234H18V232L21 234V235H24V232H22L21 231V229H20V227H19V225H18V227H16L15 226V228L14 229H12L14 226H11L9 229L7 228ZM8 226V227H9ZM30 226V227H29ZM43 226V225H42ZM46 226V225H45ZM44 226V227H45ZM68 226V225H67ZM83 226V225H82ZM121 226V225H120ZM209 226V225H208ZM207 226V227H208ZM222 226V227H223ZM227 226V225H226ZM228 226V227H229ZM260 226V225H259ZM70 227V226H69ZM76 227H78V224H76ZM97 227V226H96ZM141 227H144V226H141ZM148 227V226H147ZM201 227V226H200ZM230 227H232V225L230 226ZM16 228H18V229H20L19 231H16L15 229ZM47 228V227H46ZM58 228V227H57ZM63 228H66V226L65 227H63ZM87 228V227H86ZM85 227H84V229H86ZM95 227H93L92 226V229H94ZM106 228V227H105ZM220 229H221V227H219ZM224 229L226 228V227H223ZM257 228V227H256ZM2 229H4V228H2ZM8 229V230H7ZM17 229V230H18ZM35 229V230H36ZM38 229H41V228H38ZM38 229L35 231V232H37V233H42V231H38ZM67 229V228H66ZM69 229V228H68ZM77 230L79 229V228H76ZM80 229H81V226H80ZM89 229H91L90 227H89ZM101 229V228H100ZM104 229V228H103ZM139 229H140V226H139ZM139 229L137 230V231H139ZM142 229L143 228H141V231L140 232H143L142 231ZM206 229H208V228H206ZM227 229V228H226ZM225 229V230H226ZM229 229V228H228ZM5 230V229H4ZM49 230V229H48ZM58 230V229H57ZM60 230H62V228L61 229H59V232H60ZM107 232H106V234L104 235V233L105 232H103V235L104 236H106L107 234H109V231H112V230H109L108 229V227L105 229ZM120 230H121V228H120ZM167 230V229H166ZM217 230H218V228H217ZM221 230H223V229H221ZM264 230V229H263ZM2 231V233H5L6 231H4L3 232V230H1ZM44 231L46 232L47 230H45L44 229ZM69 231V230H68ZM72 230H70V232H71ZM75 232H76V230H74ZM101 231V230H100ZM99 231V232H100ZM103 231V230H102ZM147 231H149V230H147ZM208 231V230H207ZM211 231V230H210ZM261 231V230H260ZM12 232V233H13ZM17 232V233H16ZM73 232V231H72ZM82 232H84V231H82ZM94 232V231H93ZM96 232V234H101L102 232H98V230L97 231H95ZM95 232H94V234H95ZM98 232V233H97ZM121 233H122V231H120ZM124 232V231H123ZM1 233V232H0ZM11 233V232H10ZM12 233H11V236H12ZM37 233H32V235L33 236H35V237H32V235H31V237H30V234H27V237L29 236V238H27L26 239V236H25V238H23L24 240H23V244H24V242H27L30 238V242H32V248L34 249V247L37 245V244H35V246H34V243H35V241H37L39 238L40 239H42L43 237H42V235L41 234H37ZM52 233V232H51ZM54 233V232H53ZM61 233V232H60ZM76 233H78V231L76 232ZM76 233H73L72 235H74L75 234V236L77 235ZM79 233L81 234V232L79 231ZM85 233V234H84ZM84 233H82L81 234V236H79V237H82V238H84V236L86 237V233H92V232H84ZM110 233H114V234H117V233H115V231H113V232H110ZM135 233V232H134ZM133 233V234H134ZM137 233V232H136ZM162 234H163V232H161ZM6 234V233H5ZM7 234H9V233H7ZM39 235H41V237L39 236V238H37ZM56 234V233H55ZM58 234V233H57ZM84 234V235H83ZM87 235V236H91V235ZM93 234V233H92ZM93 234V236H91V237H94L95 239H98V238H96V237H98L99 235H94ZM114 234H113V237H114ZM123 234V233H122ZM125 234V233H124ZM152 234V233H151ZM3 235V234H2ZM2 235L0 236L1 238H2ZM44 235V234H43ZM54 235V234H53ZM72 235H71V237H72ZM102 235V234H101ZM111 235V234H110ZM109 235V236H110ZM118 235H120V234H118ZM118 235H116L115 237L117 238V239H121V238H123V236L121 237L120 236V238H118L119 236ZM131 235V234H130ZM138 235H140V233L138 232ZM226 235H227V233H226ZM7 235H5V237H6ZM11 236H9V237H11ZM49 236H52V235H50L49 234ZM56 236H58V235H56ZM55 236V237H56ZM74 236V237H75ZM109 236H107L106 237V239L108 238L109 239ZM118 236V237H117ZM137 236V235H136ZM8 237V238H9ZM17 237H19V234H18V236L16 235V238ZM65 237V236H64ZM70 237V238H71ZM74 237H73V239H74ZM212 237V236H211ZM224 237H225V235H224ZM223 237V238H224ZM7 238V237H6ZM20 238V237H19ZM19 238H17V239H19ZM32 238H36V240L35 239H33L34 240V243H33V241H32ZM51 238V237H50ZM49 238V239H50ZM66 238V237H65ZM69 238V236L66 238V242H67V239ZM75 238H78V236L77 237H75ZM86 238H88V237H86ZM86 238H85V240H86ZM100 238V237H99ZM101 238H104L105 239V237H101ZM223 238H221V239H223ZM226 238V237H225ZM10 239V242L12 241L13 242V244H14V241H16L17 239H15V240H11V238H9ZM26 239V240H25ZM39 239V240H40ZM48 239V238H47ZM55 239V238H54ZM59 239V238H58ZM58 239H55V242H57L56 240H58ZM90 240H92L93 238H89ZM94 239V241L96 242V240ZM107 239V240H108ZM116 239V240H117ZM0 240H2V239H0ZM6 240V239H5ZM39 240L37 241V243H40L39 242ZM71 240V239H70ZM75 240H77V239H74V241ZM85 240H83V241H85ZM88 240V239H87ZM103 240V239H102ZM115 240V242L117 243V242H119L120 244H121V242H120V240H117L116 241ZM3 241V240H2ZM7 241H8V239H7ZM6 241V242H7ZM99 241H100V239H99ZM106 241V240H105ZM113 241H114V239H113ZM216 241V240H215ZM49 242H52V241H49ZM54 242V243H55ZM85 242H88V241H85ZM92 242H93V240H92ZM132 242V241H131ZM3 243V242H2ZM29 243V242H28ZM27 243V244H28ZM42 243V244H41ZM40 244H38V248H35L34 249V251L36 250V249H40L41 248V245H44V243H43V241L41 242ZM60 243V242H59ZM63 242H61L60 244H62ZM76 242H74L73 243V245L75 244ZM82 243V242H81ZM88 243H91V242H88ZM115 243V244H116ZM128 243V242H127ZM0 244H1V241H0ZM4 244V243H3ZM6 245H7V243H5ZM5 244H4V246H5ZM11 244V243H10ZM22 244V245H23ZM49 244V243H48ZM52 244H53V242H52ZM56 244V243H55ZM65 244V243H64ZM64 244H62V246L64 245ZM68 244V243H67ZM77 244V243H76ZM93 244V243H92ZM120 244H116L115 245V248H116V246L118 247V245H120ZM125 244H126V242H125ZM28 245H30V244H28ZM30 245V246H31ZM40 245V246H39ZM66 245V244H65ZM122 245V244H121ZM120 245V246H121ZM129 245V244H128ZM1 247V251H0V254H2L3 252V250H4V248H5V250L4 251H7L6 249H8L7 247H9L10 245L8 244L7 246H3L2 247V244L0 245ZM21 246V245H20ZM45 246V245H44ZM49 246V245H48ZM52 246H54V245H51V247ZM87 246V245H86ZM103 246V245H102ZM119 246V247H120ZM127 246V245H126ZM150 246V245H149ZM19 247V246H18ZM18 247L17 248H14V249H17L18 250ZM37 247V246H36ZM40 247V248H39ZM55 247H56V245H55ZM65 247V246H64ZM89 247H90V245H89ZM101 247V246H100ZM118 247V248H119ZM21 248V247H20ZM19 248V249H20ZM42 248H45V247H42ZM41 248V249H42ZM153 247L151 246V250H153L152 249ZM13 249V250H14ZM33 249H32V252H34L33 251ZM40 249V250H41ZM57 249H59V248H57ZM94 249V248H93ZM105 250L107 249V247L106 248H104ZM100 250V251H102L101 253L102 254H98L97 253V251H99V250H95V252H93L94 254H95V256H97L98 258L99 257H102V256H104L105 254L104 253H106L107 251H109L108 249L105 251V250ZM110 249V248H109ZM16 250V251H17ZM40 250H37V252H39ZM46 250V249H45ZM45 250H44V252H45ZM48 250V249H47ZM53 250V249H52ZM52 250L50 251L51 253H52ZM118 251H119V249H117ZM123 250V249H122ZM132 250V249H131ZM140 250V249H139ZM15 251V252H16ZM42 252H43V249L41 250ZM41 251L39 252V253H37L36 251V253H37V255L39 254V256L42 254L41 253ZM59 251V250H58ZM64 251V250H63ZM79 251H81V249L80 250H78V252ZM84 251V250H83ZM99 251V252H100ZM103 251H105L104 253H103ZM118 251H110L111 252V254H112V252H118ZM14 252V253H15ZM17 252H19L18 254L19 255H17L18 257L21 255V250L19 251H17ZM16 252V253H17ZM48 252V251H47ZM46 252V253H47ZM49 252V253H50ZM76 251L74 250L73 251V253H75ZM128 252V251H127ZM129 252H131L132 253V251H129ZM134 252V251H133ZM146 252H148L147 253V255H146V257L148 256V254H150L149 253V250L148 251H146ZM145 252V253H146ZM151 252V251H150ZM158 252V251H157ZM160 252H161V250H160ZM6 253V252H5ZM4 253V254H5ZM10 253V254H9ZM45 254L46 256H49L50 257V255H52L51 253L50 254ZM59 253V252H58ZM62 253H64V252H62ZM72 253V254H73ZM82 253V252H81ZM92 253V252H91ZM92 253V254H93ZM99 255H97V254ZM108 253V256H106V258L107 259H111V258H109L110 257V255H109V252H107ZM126 253V252H125ZM4 254H2V255H0V257H2V258H0V259H2V262H1V260H0V264H5L4 263V261L3 260H5V259H8L9 258V260H11V259H13L14 257L15 258H17V256H14L13 255V251L11 252V251H8L7 253H6V255L7 254H9L8 255V257L6 256V255H4ZM13 256H12V255ZM78 254V253H77ZM76 253H75V255H77ZM91 254V255H92ZM93 254V255H94ZM114 254V253H113ZM141 254V253H140ZM143 254V253H142ZM141 254V255H142ZM152 254V253H151ZM3 255H4V259H3ZM37 255H35L34 254V258H35V256L36 257H39V256H37ZM67 255V254H66ZM102 255V256H101ZM107 255V254H106ZM128 255V254H127ZM136 255V254H135ZM140 255V256H141ZM144 255V254H143ZM142 255V256H143ZM144 255V256H145ZM227 255H229V256H224V257H220L219 258V260H218V262L216 261V263L215 264H247V263H245L244 261L246 260V259H252V260H254V261H256V263H260L261 261H264V235H261V236H258L257 238H256V240L254 241V245H242L238 250H236L235 251V253H233V254H227ZM5 256H6V258H5ZM9 256H11V257H9ZM45 256V258H43V259H41V257H39L40 258V260H39V258L37 259V258H35L34 260L36 261V259H37V263L38 262H41V260H44V261H42L41 263L42 264H45L46 262H47V260H46V258L48 259V257H46ZM56 256H58V255H56ZM68 256V255H67ZM67 256H66V258H67ZM73 256H74V254H73ZM73 256H68V257H71L70 258V261H68V264H70L69 262H72L73 260H75L76 258H79L80 257V255L78 256L77 255V257L75 258V257H73ZM95 256H94V258L92 259L91 258V260H93V261H95ZM139 256V255H138ZM139 256V257H140ZM13 257V258H12ZM21 257V256H20ZM74 259H73V258ZM96 257V258H97ZM149 257V256H148ZM14 258V260L15 261H10L11 263L12 262H16L15 264H17V259H15ZM51 258V259H50ZM49 259H48V262L50 263V264H52V262L55 260H53L52 261V258H54V256H52V257H50ZM56 258V257H55ZM66 258H64V257H62V260H64V259H66ZM98 258L96 259V264H98V262L97 261H99L98 260ZM103 258L104 257H102V258H99L100 259V261L103 263ZM106 258H104V262H106ZM115 258V257H114ZM113 258V256H112V259L111 260H113L114 259ZM125 258V257H124ZM255 258H257L258 259V261L255 259ZM19 259V258H18ZM73 259V260H72ZM102 259V260H101ZM135 259V258H134ZM218 259V258H217ZM17 260V261H16ZM46 260V261H45ZM57 261H55V263H58L59 261V263L58 264H60V263H62V264H64L65 262V260L64 261H62L61 259H56ZM59 260V261H58ZM66 260H68V258L66 259ZM78 260V259H77ZM77 260H75L76 262H77ZM90 260V259H89ZM111 260H107V261H111ZM133 260V259H132ZM249 260V261H250ZM251 260V261H252ZM8 261V260H7ZM19 261L21 262V258L19 259ZM19 261H18V263H19ZM23 261V260H22ZM34 261V262H35ZM51 261V262H50ZM62 261V262H61ZM75 261H74V263H75ZM79 261V260H78ZM93 261H91V262H93ZM115 261H118V260H115ZM115 261H111V263L112 264H114L113 262H115ZM214 261V262H215ZM246 261H248V260H246ZM5 262H6V260H5ZM9 262V261H8ZM10 262L8 263V264H10ZM45 262V263H44ZM46 263V264H49V263ZM67 262V261H66ZM88 262V261H87ZM109 262H107V263H109ZM125 261H123L122 263L123 264H126V262L124 263ZM138 262V261H137ZM242 262V263H241ZM244 262V263H243ZM7 263V262H6ZM25 263V262H24ZM36 263V264H37ZM40 263V264H41ZM54 263V262H53ZM73 262L71 263V264H74ZM78 263V262H77ZM77 263H75V264H77ZM81 263V262H80ZM94 263V262H93ZM106 263V264H107ZM116 263V262H115ZM212 263V262H211ZM251 263V262H250ZM253 263V262H252ZM251 263V264H252ZM255 263V264H256ZM14 264V263H13ZM20 264H23V262L22 263H20ZM39 264V263H38ZM90 264H92V263H90ZM105 264V263H104ZM110 264V263H109ZM117 264H120V261H119V263L117 262ZM212 264H214V263H212ZM254 264V263H253Z\"/></svg>", "mask_w": 264, "mask_h": 264}]
</instances>
